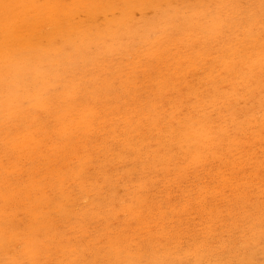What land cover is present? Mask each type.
Listing matches in <instances>:
<instances>
[{"label": "rangeland", "instance_id": "1", "mask_svg": "<svg viewBox=\"0 0 264 264\" xmlns=\"http://www.w3.org/2000/svg\"><path fill=\"white\" fill-rule=\"evenodd\" d=\"M2 1L4 2L3 6H5L6 4L8 6V7L5 6L4 11L0 12V19L5 17L2 19L3 22L5 23L3 24L4 26L3 28H7V31L4 34L2 33L3 31L0 30V42L5 40V43L7 45L13 44L14 50L12 51H8L7 49H4V51L0 50V264H64V263L65 264H264V188H263L264 187V181H263L264 180V133H262L264 132L263 129L264 100L262 101V99L264 98V95L262 94L264 93L263 92L264 82L262 81H264V78H262L263 80L260 81L261 77L264 76V73H262L264 72V58H263L264 57V51H263L264 50V41H263L264 40V28H263L264 0H235V1L234 0H193L192 3L194 2V4L191 3V0H181V1L180 0H173V1L149 0L150 1L149 4H148L149 2L148 0L147 1L143 0L145 1L144 4H141L143 2V1L141 2V0L139 1L135 0L136 3L138 4L141 2L140 6L139 5L136 6L137 4H135V1L134 4H131L130 3L132 2L131 0H104L105 3H102L104 1H101L102 8L97 6L93 8V4H91L90 1L85 0V2L87 3L85 4V6L83 5V3L85 2H83L81 4H78V6H75L70 11L69 9L71 7L72 0L70 1L66 0V3L64 0H62L61 2L63 5L60 2H58L62 6L59 5V8H57L56 13H52L50 15L45 14L46 16H44L43 14L42 6L45 4L44 3L45 1L43 0H40L37 3L36 10L31 11L33 13H28V8L25 7L24 3L23 4L19 3L20 0H9V1L2 0ZM107 1H110V4H108ZM171 1L174 2V4ZM178 1L181 3L177 5ZM124 2L125 3L128 2L127 4L129 5L131 4V6H125L126 8L124 7V9H127V11L122 9L121 5L122 3L124 4ZM92 3H94L93 0ZM106 4L108 5L106 6ZM119 4L120 6H118ZM145 4H147L146 6L148 8L149 7L153 8L154 4H156V7L158 5L159 7L162 6L163 7L153 8L152 11H148L147 7L144 6ZM79 5L84 7H82L81 9L77 8L80 7ZM87 5H89L90 7L88 8ZM113 5L114 7H112ZM119 7H121V9ZM136 7L137 10H135ZM175 7L177 8V10ZM151 8L149 10H151ZM205 8H207V10ZM110 9H113L112 12L117 10L116 12L119 13L118 16L116 15L112 16L113 14H116V12L115 13L113 12L111 14ZM107 10L109 13L107 12ZM119 10L120 11L123 10V11L120 12ZM155 10L157 13L156 15L154 14ZM66 11L68 13H66ZM75 11H77V13H75ZM83 11L84 13H82ZM140 11L142 14L138 13ZM158 11L160 13H158ZM95 12L99 14L94 15ZM105 12L108 14H106ZM124 12H127L128 17L126 16L125 18L126 13ZM167 12L169 14H166ZM209 12L211 16L208 14ZM59 13L60 15L61 14L62 15L60 17H56V15L59 16L58 15ZM72 14L73 15L75 14L74 15L75 17L69 18L70 16H73ZM76 14H80V16H77ZM83 14L84 16H86V18L89 17L88 18L89 22L87 21L86 18H83L84 16L81 17V15ZM139 14L140 15L145 14L146 16L144 15V17L143 16L141 17ZM158 14L161 16H159ZM214 14L216 16H214ZM93 15L95 16L93 19L94 21L91 22ZM102 15H105L106 17ZM200 15L201 17L202 15L203 16L206 15V16L201 18ZM99 16L101 19H99ZM115 16L116 19H114ZM109 17H111V19ZM121 17L123 22L120 21ZM207 17L208 19L210 17L212 20L211 19L207 20L206 19ZM248 17L251 19V22H249L250 19ZM61 18H65V19L61 20ZM66 18L69 19L67 20ZM204 18L206 19V22L208 21L207 23H209L210 21L211 22L209 24L205 23ZM70 19L73 21L71 22ZM108 19L110 21H112L113 19L114 23L108 21ZM27 20L28 22H26ZM115 20L117 21V23H115ZM118 20L123 24H121ZM158 20H160L161 22ZM172 20L174 24L172 23ZM218 20L220 23L217 22ZM45 21L47 23H45ZM75 21L78 22L84 21V22L76 23ZM100 21L102 25L100 24ZM130 21L132 22V24L130 23ZM134 21L135 24L133 23ZM40 22L44 24H40ZM90 22L94 24H91ZM127 22H129L131 25ZM194 22H197V24L196 23L194 24ZM105 23L107 24L108 27L106 26ZM166 23L171 24L170 27L172 28L170 27L168 28V25ZM211 23L215 25H212ZM77 24H78V28H77ZM84 24L88 25V27L85 26ZM89 24L91 25V27ZM113 24H115V26H113ZM161 24L163 25V27H161ZM180 24H182L181 27ZM44 25L46 29L44 28ZM50 25L51 27H49ZM59 25L60 26L62 25V27L64 25L65 26L63 28L62 27L59 28L58 27ZM74 25H76L75 27L77 29L74 27ZM83 25L86 28L83 27ZM204 25L207 31H205ZM97 26L103 29V30L99 29L98 27L101 36L99 35V30L97 29ZM117 26H120L119 28L122 27L121 29L123 33L122 31H120L119 28H116ZM128 26H130L132 29L130 30V27ZM148 26H150L151 29L149 27V30L147 31ZM208 26L210 27L208 28ZM215 26L218 27L216 28ZM110 27L113 28L111 29ZM220 27H222V29ZM260 27L262 28L260 29ZM51 28L53 29L51 30ZM164 28H166L167 31ZM185 28L189 29L188 32H186L187 29L185 31V33L187 34L183 32L184 36L186 37L181 36L183 35L181 34L182 33L181 30L182 29L185 30ZM17 29L23 31L24 35L18 33ZM41 29L43 33L41 32ZM59 29L61 30L60 31L61 37L63 36V34L65 35V37L64 36L62 37V39L59 37L60 36V34L58 33ZM90 29H92L93 31L91 32ZM113 29L115 30L114 35H112ZM192 29L194 30V32ZM77 30L79 33L77 32ZM108 30H110V32H108ZM127 30L129 31L127 32ZM139 30L141 31L139 32ZM256 30L260 31V33H258L260 36L256 33L257 32ZM54 31L57 33H54ZM84 31L85 33H83ZM101 31L103 32L105 38L103 34H101L102 33ZM155 31H156V35H155ZM216 31L219 32L220 34L217 33ZM44 32L47 35L43 36ZM71 32H73V34L77 33L79 35L74 34L75 35L74 36L72 34L71 36L70 34ZM96 32H98L97 33L98 35L96 34ZM165 32L167 33L166 36H164ZM213 32H214V38L213 37L210 38L209 34L211 33L210 36H213ZM248 32H250V34ZM27 33H29L30 35H26ZM262 33L263 35H261ZM131 34L132 35L134 34V36H132ZM145 34L148 37H145ZM173 34L175 36L178 34L181 39H179L178 35L175 37ZM36 35H38V37ZM55 35L58 39L55 37ZM81 35L82 37H80ZM94 35L97 38H94ZM76 36H77V40L75 38ZM89 36L93 39H90ZM135 36H138V38ZM171 36L173 39L171 38ZM234 36L236 38H234ZM251 36H253V38H250ZM87 37H89L88 39L90 41L88 43L90 44L85 42V40L86 41L88 40ZM126 37L129 38L127 39ZM140 37L141 38L143 37V39H141ZM164 37L165 39H163ZM177 37L179 40L176 39ZM50 38L51 40H48ZM82 38L85 40L83 41ZM136 38H137V42L139 41L138 43H140L138 44V46L136 43ZM205 38H208V40ZM59 39H61L60 42ZM107 39L109 40V42ZM139 39H141L142 42H140ZM174 39L175 42L178 41L177 44L171 41V40L174 41ZM254 39L255 40L259 39V40L258 42L257 40L255 42ZM65 40L66 43L64 44ZM92 40H94V42L96 41V43L100 41L102 43L104 42V44L102 45L103 46L105 45L106 48H103L102 45L99 46L101 42L97 43L98 44L97 45L94 42H91ZM120 40L122 41L120 42ZM183 40H185L186 42L185 41L183 42ZM211 40L213 41L211 42ZM36 41L40 44L37 45L38 43ZM73 41L76 45L74 43L73 44L71 43ZM81 41H83L84 43ZM160 41L161 42L163 41L165 44L161 43ZM56 42H59L60 44L62 43L64 45L62 44L58 45L59 43L57 44ZM105 42L107 43V45L105 44ZM115 42L116 44L114 45ZM132 42H135L137 47ZM254 42H255V46L253 45ZM86 43L88 47L86 46ZM173 43L174 45L172 46L171 44ZM25 44H29V46L26 47ZM51 44L52 46L56 44L54 48L56 46L59 47L58 48L56 47L54 49L52 46H50ZM67 44H68V48H70L69 50H67L68 48H66ZM122 44L124 46L126 44V46L124 47ZM163 44L164 46L165 45L166 46L165 47L161 46ZM194 44L196 45V48ZM42 45L43 48L41 47ZM73 45L75 46L73 47ZM92 45L94 48L92 47ZM45 46H47L48 50L45 49L46 48ZM62 46L63 49H61ZM231 46L233 49H231ZM50 47L53 49H51ZM114 47L117 48L115 49ZM126 47L129 49H127ZM155 47H157L158 49ZM215 47H217V49ZM2 48L4 47L2 46ZM143 48L145 50H143ZM172 48H175L173 49L174 51H169V49L172 50ZM187 48H191V49L187 50ZM92 49L95 50V52ZM106 49H108L109 51ZM180 49L181 51L184 50L183 53L180 51ZM38 50L40 52L43 51L44 55L41 58L39 56ZM55 50L56 52L57 51L60 52V55H58V53H55L54 52ZM211 50L212 52H209ZM219 50L220 51L224 50V51L220 53L218 52ZM247 50L249 52H246ZM47 51L50 52L47 53ZM82 51L84 53L87 52L89 54L86 53V55H84ZM105 51L106 53L108 52V54H105ZM135 51L138 53V55L135 53ZM157 51L159 52L157 53ZM185 51L187 52L185 53V55H183ZM160 52L163 54V56L160 54ZM178 52H180V54H178ZM99 53L101 55L103 53V55L100 57L97 56L100 55ZM156 53L161 56V59H159L160 58L159 55L156 56L157 55ZM93 54H95L94 55L95 57L93 56ZM248 54L250 55V58ZM260 54L261 56L263 55L262 57L263 60H261L262 58ZM109 55L110 57H108ZM150 55L154 56L155 59ZM175 55L177 58L174 57ZM178 55H180L181 57ZM218 55L221 56L220 62H218L219 61ZM59 56H61L60 59L58 58ZM206 56L208 57V59ZM56 57L58 59H56ZM63 57L64 59L66 58L67 60L65 61L64 59H62ZM91 57H93L94 59H92ZM152 58L154 59V61L152 60ZM97 59L98 60L100 59L102 61L101 62L100 60L97 61ZM150 59L152 60V63H150L151 62ZM193 59H195L196 61L194 60L195 61L194 62ZM62 60H64L65 62L63 63ZM74 60L75 62H77V64L74 62ZM94 60L97 61V65L95 64L96 62L94 63ZM116 60L120 62V63L118 62V64L116 63L117 66L115 64ZM200 60L201 61L204 60V61L200 62ZM225 60L227 61V63L224 62ZM230 60L233 62H231ZM236 61L238 63H236ZM244 61L245 62L250 61V64L248 62H246L247 64L243 63ZM255 61L258 62L255 63ZM66 62L68 63V66L67 64H65ZM86 62L88 64L91 63L89 64V67ZM166 62L169 63L166 64ZM183 62L186 63L184 64ZM198 62H200V64ZM73 63H75V65ZM204 63L206 67L208 65L207 68L206 67L204 68ZM155 64H157V66ZM165 64L167 65V69L165 68L166 66ZM248 64L249 66H247ZM252 64L254 66H257L258 64L260 67L259 66L254 67L252 66ZM212 65H214V67ZM202 66L203 69L201 68ZM251 66L254 68H252ZM158 67L162 70L160 71ZM196 67L198 68V71L194 69ZM104 68L107 70H105ZM174 68L176 69L172 70ZM184 68H186V70H183ZM199 68H201L203 71L200 70ZM258 68H261L262 72ZM146 69L149 71H147ZM153 69L157 70V71L155 70L156 74ZM228 69H230L233 74H231V71ZM242 70H244V72ZM143 71H147V72L144 73ZM177 71H179L180 73L179 72L177 73ZM195 71L198 72L199 74L196 73ZM207 71L209 74L207 73ZM249 71H251L252 73ZM220 72H221V74L219 75L220 77H218L217 74H219ZM95 73H97V75ZM166 73L168 76L166 75L164 77ZM170 73H172L174 76L177 74L178 76L176 75L177 77L176 76L174 77ZM241 73H244L245 76L242 75ZM149 74H151V76ZM158 74H162V76ZM197 74L199 76H196ZM205 74L208 75L204 77ZM257 74L258 75L263 74V75L258 76ZM140 75L143 77L145 76L146 79L152 77L150 80H148L150 81L149 82L150 84L146 79H143V77L141 78ZM153 75H157V76L153 77ZM170 75H172L174 78L172 76L169 77ZM224 75H226V78ZM180 76L182 77V79H184L183 77H185V80H180L181 79ZM136 77L137 78L140 77L139 78L140 80L137 79L139 80L137 81ZM198 77L200 78L198 79ZM167 78L170 79L166 80ZM214 78L216 79L218 78V80L216 81V79ZM176 79L180 80V81L179 80L176 81L177 85H175L176 83H174L175 82L174 80ZM195 79L196 81H194ZM256 80H259L260 82ZM160 81L162 82L159 83ZM165 81H167L166 82L167 84L165 83ZM197 81L200 82L198 83ZM210 81L212 82L215 81V82L212 83ZM246 81H250L251 83L250 82L246 83ZM189 82H191V84ZM196 82L201 86L198 85ZM227 82L228 83L230 82V84L227 85ZM205 83L208 84V86L211 85L212 88L211 86H210L211 89L208 86L205 87L206 86ZM217 83H219V85H216ZM260 83L263 85L260 86L261 85ZM172 84H174L175 88ZM187 84H189V86ZM127 85L129 87H127ZM151 85H153V87ZM221 86H223L224 88H222ZM231 86L232 87L235 86L234 87L235 90ZM247 86H248V90H246ZM250 86L251 87L254 86V87L251 88ZM196 88H198L197 92H199L200 95L196 92ZM217 88L221 92H218ZM249 88H251V90ZM172 89L174 92L172 91ZM204 89L207 90L206 91L207 97L205 96ZM225 89L227 91L231 90L229 91V96L232 95L234 98L226 95L228 92L224 94ZM189 90H193L194 92L192 93V91ZM212 90L216 92L212 93L213 92ZM245 90L249 91L248 93L250 94V96ZM144 91L145 92L148 91V92L145 93ZM168 91L169 92L172 91V92L169 93ZM208 91L209 92L212 91V92H210L209 94ZM217 92L218 95L214 96L216 95L215 93ZM242 92L245 94L240 95L242 94ZM201 93L203 94L201 95ZM181 94L183 95L187 94L188 96L191 94L194 95H191L189 97L185 95L186 96L185 97ZM251 94H253V96ZM259 94H262V96L261 95L259 96ZM256 95L259 97H257ZM181 96L184 97L182 98L186 102L182 98H180ZM244 96L249 98L247 99ZM164 97L166 98V100H162L165 99ZM177 97L178 99L180 98V100H182V101L179 100L181 103L180 102L178 103V99L176 101L177 103L173 99ZM237 97L239 99L242 98L243 99L239 100ZM167 98L168 99L170 98V100L168 101ZM207 98L209 99V101H207L208 100ZM218 98L221 99L224 98V100L221 99L218 100ZM230 98L231 100H229ZM139 99H141V102H139L140 101ZM203 99L205 101H202ZM259 99L260 101H262L260 102L262 104L258 102ZM173 100L177 106L175 105L174 102L171 103V101ZM196 100L199 101L200 103H197ZM137 101L138 104L135 103ZM142 101L143 102L145 101V103L146 102L149 103L145 104ZM211 101L212 103L209 104ZM213 101H214V105L213 108H211ZM238 101L240 102V104ZM152 102L154 106L152 105ZM193 104L196 108L193 106ZM227 104L228 105L232 104V105L229 107ZM96 105L97 106L99 105L98 109L100 108V111L97 108L96 109L98 111L95 109V107H97ZM139 105L141 107H139ZM148 105H150V108H147L149 107ZM173 105L176 106L174 109L172 108L174 107ZM187 106H189L190 108ZM119 108L120 110H118ZM144 108L146 109L143 110ZM160 108L161 109L164 108V109L160 110ZM231 108L233 109L232 113H235V115L230 112ZM157 109L158 111L159 110L160 111L157 112ZM189 109H190L189 112H191V114H188ZM191 109H195L196 112L194 110L191 111ZM215 110L217 111V113H215ZM239 110L241 111L244 110V113L243 111L241 113V111ZM256 110L258 112H256ZM93 111L95 112L94 114ZM228 112L230 114H228ZM173 114L177 119H174L175 117H173ZM221 114L222 115L226 114V115L222 116ZM214 115L216 118L214 117ZM245 116H247L248 118H246ZM40 117L42 119H39ZM217 117H221V118H219L218 120ZM224 117H226L227 119L226 118L223 119ZM232 117L234 118L232 119ZM249 118L253 120L251 121L249 120ZM112 119L114 123L111 122ZM115 119L118 120L115 121ZM221 119L225 120V122L221 121ZM209 120L211 122L210 124H209ZM242 120L243 122L244 121L245 122L244 123L241 122ZM106 121H108L109 123ZM218 122L219 123L222 122V123L219 124ZM98 123L99 124L101 123V125H99ZM111 123L115 125L113 124L111 125ZM231 125L233 128L231 127ZM243 125L245 127H241ZM104 126L106 127V129H104L105 128ZM118 126L121 129H119ZM225 126L227 127L225 128L226 130H224ZM162 128L163 130L164 129L165 130L164 131L161 130ZM241 128L242 130H244L243 134L240 133V131L243 132ZM102 130H105L107 133ZM212 130L214 132H211ZM227 130L229 132H227ZM233 131L235 132V134H233L234 133ZM238 131L239 133H237ZM102 132H104L103 133L104 135L102 134ZM119 132H121L122 134ZM160 132H161V136L163 137L160 136L159 134ZM229 133L231 135H227ZM91 134H93V136ZM100 134L102 137L100 136ZM107 134L110 135L107 136ZM255 134L259 135V137H257ZM222 135L224 138L222 137ZM224 135L227 137L225 138ZM240 135L242 137H238ZM246 135H248L249 137ZM89 136L95 138L97 144L94 143L95 140H93V138ZM211 138L212 140H210ZM251 138L253 141L251 140ZM259 138L261 140H259ZM91 139L93 142L91 141ZM159 139H161V141ZM183 139L184 141H182ZM142 140L144 141V143ZM256 141L258 142V144H256L257 143ZM90 142H92L93 144H91ZM222 143L223 145H226L224 146V150H222L223 148ZM144 144L147 146V148ZM143 145L145 148L143 147ZM113 146L116 149H114ZM111 147L114 150L110 149ZM123 147L125 148V150H123ZM30 149L31 151L30 154L28 155ZM107 150L109 154L107 153ZM240 151L241 153H239ZM150 153L154 154L156 157ZM132 156L136 157L135 158L136 161L134 160V158L132 159ZM150 156H154L155 161L154 160L152 161L153 157L150 159ZM116 157L118 159L120 158L119 160L121 161V163L120 161H117ZM94 158H96L95 161ZM123 158L124 161H122ZM251 158L253 159L251 160ZM181 159L182 161H179ZM215 161L216 164H214ZM155 164L156 166L158 164L160 165L154 168ZM162 164L163 165L167 164V165L165 167V165L163 166ZM36 165H38L39 168L36 167ZM105 165L107 167H105ZM234 167L236 168L235 169L236 171L232 170L234 169ZM109 170L112 172H110ZM227 170L228 171L230 170V173ZM257 170L259 173L257 172ZM103 171H105L106 173ZM239 172L241 173L239 174ZM253 173L254 175H256V176L253 175L255 179L251 175ZM22 175H24V177ZM216 175H218V177H216ZM248 175H251L252 177ZM155 177H158V179ZM235 177L236 179H234ZM228 178L232 180H229ZM243 179L244 181H242ZM256 179L258 180L256 181ZM221 180L223 181L221 182ZM245 181L246 182L249 181V183L246 184ZM44 183L46 184V186ZM226 183H228V185ZM231 183L234 185L241 184V186L238 185L233 186ZM52 184L53 186H51ZM243 184H246V186L245 185L243 186ZM248 185L250 188L247 187ZM243 187L244 188L247 187V190L244 189ZM182 190H186V191H182ZM240 192H243V194ZM245 192L247 195L250 196L248 197L247 195L245 196L244 195ZM183 196H185L184 197L185 200L183 199ZM173 197L174 199H172ZM212 197L215 200L212 199ZM231 199L233 200L229 201ZM187 200L189 202H187ZM170 201L172 203L171 205H170ZM233 201H235L236 204L238 203L239 206L238 204L235 205ZM194 204H197L196 205L197 208H193V206L196 207ZM169 205L171 206L170 207L171 209L169 208ZM189 205H191V207ZM20 208H22L23 210ZM123 208L124 210H122ZM125 210H127V212H125ZM173 210L175 213L174 212L172 213ZM230 210H232V212ZM140 212L142 215L140 214ZM198 212L200 213V216ZM201 213L203 215H201ZM260 214L262 215L260 216ZM179 215L180 217H178ZM143 219L144 220L147 219V220L144 221ZM260 220L263 223H260ZM149 221H153V222H149ZM142 223L145 224L142 225ZM14 226L16 229H14ZM146 227L149 228L146 229ZM4 229L8 233L4 232ZM112 232L115 234H113ZM167 240L169 241L167 242ZM12 241H14L15 243ZM3 244L5 245V247H3ZM207 244L209 247L206 246ZM190 246L193 248H191ZM204 246L205 248H203ZM20 254L22 256H20Z\"/></svg>", "mask_w": 264, "mask_h": 264}, {"label": "bare ground", "instance_id": "2", "mask_svg": "<svg viewBox=\"0 0 264 264\" xmlns=\"http://www.w3.org/2000/svg\"><path fill=\"white\" fill-rule=\"evenodd\" d=\"M6 1H9V0H6ZM39 1H40V0H20L19 3H21V4L24 3L25 7L28 8V13H33V12H31V11H35V10H36V6H37V3H38ZM43 1H45V2H44L45 4H44V5L42 4V5H43L42 8H43V14H44V16H46L47 14L50 15V14H52V13H56V10H57V8H59L60 3L62 4V2H61L62 0H43ZM64 1H65V3H66V0H64ZM69 1H70V0H69ZM88 1H90L91 4H93V8H95L96 6L102 8V6H101V1H104V0H95V1L93 0L94 3H92V0H88ZM131 1H132V2H130V1H129V2H130L131 4H134V1H135V0H131ZM138 1H139V0H138ZM142 1H143V0H141V2H142ZM146 1H147V0H146ZM148 1H149V0H148ZM172 1H173V0H172ZM172 1H171V2H172ZM180 1H181V0H180ZM192 1H193V0H191V3H192ZM234 1H235V0H234ZM58 2H60V3H58ZM83 2H85V0H72L71 7L68 6V7H70V9L68 8L69 11L72 10L75 6H78V4H81V3H83ZM141 2H140V3H141ZM144 2H145V1H143L141 4H144ZM152 2H153V1H152ZM152 2H151V4H152ZM154 2H156V1H154ZM239 2H240V1H239ZM70 3H71V2H70ZM102 3H105V1L102 2ZM107 3L110 4V1H107ZM127 3H128V2H127ZM127 3H125V2H124V4L122 3V5H121V6H122V9H124L125 6H131V4L129 5V4H127ZM140 3L138 4V3H136V1H135V4H137L136 6H138V5L140 6ZM149 3H150V1L148 2V4H149ZM162 3H163V2H162ZM172 3L174 4V2H172ZM179 3H181V2L178 1V2H177V5H178ZM229 3H230V2H229ZM85 4H87V3H86V2L83 3L84 6H85ZM108 4H106V6H107ZM115 4H117V3H115ZM165 4H166V3H165ZM165 4H163V5H165ZM182 4H183V3H182ZM192 4H194V2H193ZM215 4H216V3H215ZM227 4H228V3H227ZM3 5H4V2H3L2 0H0V12H3L5 6H7V4H6L5 6H3ZM62 5H63V4H62ZM62 5H60V6H62ZM146 5H147V4H145L144 6L147 7ZM168 5H169V4H168ZM177 5H176V6H177ZM79 6H80V5H79ZM84 6H80V7H77V8H80V9H81V8L84 7ZM104 6H105V4H104ZM118 6H120V4H119ZM132 6H133V5H132ZM141 6H142V5H141ZM246 6H247V5H246ZM7 7H8V6H7ZM87 7L89 8L90 6L87 5ZM87 7H86V8H87ZM112 7H114V5H113ZM134 7H135V6H134ZM152 7H153V5H152ZM158 7H159V5L156 7V4H154V7H153V8H158ZM162 7H163V6H162ZM162 7H159V8H162ZM166 7H167V6H166ZM187 7H188V6H187ZM61 8H62V7H61ZM66 8H67V6H66ZM119 8L121 9V7H119ZM119 8H118V9H119ZM125 8H126V7H125ZM143 8H144V7H143ZM150 8H151V7H149V8L147 7V10H148V11H152L153 8H151V10H149ZM172 8H174V7H172ZM175 8H176V7H175ZM196 8H197V7H196ZM196 8H195V9H196ZM203 8H204V7H203ZM218 8H219V7H218ZM230 8H231V7H230ZM238 8H239V7H238ZM83 9H84V8H83ZM83 9H82V10H83ZM97 9H98V8H97ZM108 9H109V8H108ZM113 9H114V8H113ZM113 9H110L111 14H112L113 12L115 13V12L117 11V10H116V11H113V12H112ZM128 9H129V8H128ZM184 9H185V8H184ZM205 9L207 10V8H205ZM214 9H215V8H214ZM63 10H65V9H63ZM63 10H61V11H63ZM74 10H75V9H74ZM105 10H106V9H105ZM114 10H115V9H114ZM124 10L127 11V9H124ZM131 10H132V9H131ZM133 10H134V9H133ZM135 10H137V7L135 8ZM140 10H141V9H140ZM173 10H174V9H173ZM176 10H177V8H176ZM198 10H199V9H198ZM206 10H205V12H206ZM216 10H217V9H216ZM257 10H258V9H257ZM80 11H81V10H80ZM80 11H79V13H80ZM86 11H87V9H86ZM97 11H99V10H97ZM100 11H101V10H100ZM119 11H120V10H119ZM121 11H123V10H121ZM121 11H120V12H121ZM164 11H165V10H164ZM166 11H167V10H166ZM179 11H180V10H179ZM193 11H194V10H193ZM201 11H202V10H201ZM234 11H235V10H234ZM6 12H7V11H6ZM6 12H5V13H6ZM24 12H25V11H24ZM38 12H39V11H38ZM59 12H60V11H59ZM73 12H74V11H73ZM73 12H72V13H73ZM107 12H108V10H107ZM136 12H137V11H136ZM154 12H155V13H154ZM154 12H153V13L156 15V14H157V13H156V10H155ZM169 12H170V11H169ZM174 12H175V11H174ZM177 12H178V11H177ZM205 12H204V13H205ZM230 12H231V11H230ZM66 13H68V12L66 11ZM75 13H77V11H75ZM82 13H84V11H83ZM89 13H90V11H89ZM105 13H106V12H105ZM108 13H109V12H108ZM108 13H106V14H108ZM124 13H126V15H125V18H126V16H127V12H124ZM124 13H123V14H124ZM138 13H141V11L138 12ZM158 13H160V12L158 11ZM175 13H176V12H175ZM179 13H181V12H179ZM18 14H19V13H18ZM45 14H46V15H45ZM95 14L98 15L99 13L97 14V13L95 12L94 15H95ZM118 14H119V13L116 12V14H113L112 16H114V15L118 16ZM129 14H130V13H129ZM134 14H135V11H134ZM141 14H142V13H141ZM166 14H169V13L167 12ZM182 14H183V13H182ZM191 14H192V13H191ZM196 14H197V13H196ZM200 14H201V13H200ZM208 14L210 15V12H209ZM216 14H217V13H216ZM226 14H227V13H226ZM54 15H55V14H54ZM58 15H59V16L56 15V17H60L62 14L60 15V13H59ZM70 15H71V14H70ZM72 15H73V14H72ZM74 15H75V14H74ZM74 15H73V16H70V17H69V16H66V17H69V18H71V17H75ZM76 15H77V16H80V14H76ZM94 15H93V18H92V21H91V22L94 21V20H93L94 17H95ZM139 15H140V14H139ZM144 15H145V14H144ZM144 15H140V16H141V17H142V16L144 17ZM158 15H159V14H158ZM186 15H188V14H186ZM82 16H84V14L81 15V17H82ZM102 16H105V15H102ZM102 16H101V17H102ZM116 16H115L114 19H116ZM129 16H130V15H129ZM131 16H132V15H131ZM145 16H146V15H145ZM147 16H148V15H147ZM159 16H161V15H159ZM163 16H164V15H163ZM167 16H168V15H167ZM198 16H199V15H198ZM204 16H206V15H204ZM204 16L202 15V17H204ZM210 16H211V15H210ZM214 16H216V15L214 14ZM214 16H213V18H214ZM233 16H235V15H233ZM252 16H253V15H252ZM7 17H8V16H7ZM19 17H20V16H19ZM40 17H41V16H40ZM54 17H55V16H54ZM56 17H55V18H56ZM62 17H64V16H62ZM105 17H106V16H105ZM122 17H123V16H122ZM122 17H121L120 21L123 22ZM127 17H128V16H127ZM133 17H134V16H133ZM179 17H180V16H179ZM179 17H178V18H179ZM195 17H197V16H195ZM200 17H201V15H200ZM202 17H201V18H202ZM249 17H250V16H249ZM249 17H248V18H249ZM3 18H5V17H3ZM3 18H2V19H3ZM23 18H25V17H23ZM55 18H54V19H55ZM69 18H68V19H69ZM76 18H77V17H76ZM76 18H75V19H76ZM83 18H86V16H84ZM88 18H89V17H88ZM88 18H86V19H87V21L89 22ZM90 18H91V17H90ZM109 18L111 19V17H109ZM165 18H166V17H165ZM193 18H194V17H193ZM193 18H192V19H193ZM198 18H199V17H198ZM252 18H253V17H252ZM2 19H0V30L3 31L2 33L5 34V32L7 31V28H3V27H4L3 24H5V23L3 22ZM41 19H42V18H41ZM41 19H39V20H41ZM56 19H57V18H56ZM59 19H60V18H59ZM62 19H65V18H61V20H62ZM66 19H67V18H66ZM68 19H67V20H68ZM97 19H98V18H97ZM99 19H101L100 16H99ZM105 19H106V18H105ZM172 19H173V18H172ZM192 19H191V20H192ZM204 19H205V18H204ZM206 19L209 20V19H211V18L209 17V19H208V17H207ZM206 19H205V23L208 22V21L206 22ZM215 19H216V17H215ZM237 19H238V18H237ZM249 19H250V18H249ZM16 20H17V19H16ZM106 20H107V19H106ZM124 20H125V19H124ZM141 20H142V19H141ZM141 20H139V21H141ZM161 20H162V19H161ZM170 20H171V19H170ZM170 20H169V21H170ZM181 20H182V18H181ZM211 20H212V19H211ZM254 20H255V19H254ZM258 20H259V18H258ZM260 20H261V19H260ZM19 21H20V20H19ZM42 21H43V20H42ZM59 21H60V20H59ZM70 21L72 22L73 20L70 19ZM87 21H86V22H87ZM97 21H98V20H97ZM102 21H103V20H102ZM108 21H110V20L108 19ZM118 21H119V20H118ZM120 21H119V22H120ZM150 21H151V20H150ZM155 21H156V20H155ZM158 21H160V20H158ZM167 21H168V20H167ZM187 21H189V20H187ZM220 21H221V20H220ZM248 21H249V20H248ZM6 22H7V21H6ZM26 22H28V20H27ZM43 22H44V21H43ZM48 22H49V21H48ZM63 22H64V20H63ZM66 22H67V21H66ZM66 22H65V25H66ZM75 22L77 23L78 21H75ZM79 22H84V21H79ZM79 22H78V23H79ZM91 22H90V23H91ZM110 22H113V19H112V21H110ZM122 22H120V23L123 24ZM147 22H148V21H147ZM160 22H161V21H160ZM210 22H211V21H210ZM210 22H209V23H210ZM213 22H214V20H213ZM217 22H219V20H218ZM249 22H251V19H250ZM256 22H257V21H256ZM17 23H18V22H17ZM45 23H47V22L45 21ZM49 23H50V22H49ZM59 23H60V22H59ZM59 23H57V24H59ZM96 23H97V22H96ZM113 23H114V22H113ZM115 23H117L116 20H115ZM127 23H129V22H127ZM127 23H126V25H127ZM130 23L132 24L131 21H130ZM130 23H129V24H130ZM133 23L135 24V21H134ZM153 23H154V22H153ZM162 23H163V22H162ZM172 23H173V20H172ZM180 23H181V22H180ZM182 23H183V22H182ZM195 23L197 24V22H194V24H195ZM209 23H207V24H209ZM219 23H220V22H219ZM21 24H22V23H21ZM40 24H44V23L40 22ZM57 24H55V25H57ZM62 24H64V23H62ZM74 24H75V23H74ZM81 24H82V23H81ZM91 24H94V23H91ZM100 24H101V21H100ZM100 24H99V25H100ZM105 24H106V23H105ZM129 24H128V25H129ZM131 24H130V25H131ZM145 24H146V23H145ZM149 24H150V23H149ZM157 24H159V23H157ZM163 24H164V23H163ZM166 24H167V23H166ZM173 24H174V23H173ZM175 24H177V23H175ZM211 24H212V25H215V24H213V23H211ZM229 24H230V23H229ZM252 24H253V23H252ZM252 24H251V25H252ZM255 24H256V23H255ZM22 25H23V24H22ZM25 25H26V24H25ZM37 25H38V24H37ZM37 25H36V28H37ZM51 25H52V24H51ZM51 25H50L49 27H51ZM55 25H54V26H55ZM65 25H64V26H65ZM84 25L88 27V25H86V24H84ZM84 25H83V27H85ZM89 25H90V24H89ZM101 25H102V24H101ZM109 25H110V24H109ZM146 25H147V24H146ZM164 25H165V24H164ZM167 25H168V28L171 26V24H167ZM201 25H202V24H201ZM222 25H223V24H222ZM248 25H249V24H248ZM257 25H258V24H257ZM16 26H18V25H16ZM41 26H42V25H41ZM46 26H47V25H46ZM64 26H63V27H64ZM75 26H76V25H74V27H75ZM106 26H107V24H106ZM113 26H115V24H113ZM121 26H122V25H121ZM124 26H125V25H124ZM143 26H144V25H143ZM156 26H158V25H156ZM172 26H173V25H172ZM181 26H182V24H180V27H181ZM183 26H184V25H183ZM223 26H224V25H223ZM228 26H229V25H228ZM259 26H260V24H259ZM28 27H29V26H28ZM32 27H33V26H32ZM32 27H31V28H32ZM49 27H48V28H49ZM58 27L60 28V27H62V25H61V26L59 25ZM63 27H62V28H63ZM90 27H91V25H90ZM95 27H96V26H95ZM98 27H99V26H97V29H98ZM107 27H108V26H107ZM119 27H120V26H117L116 28H119ZM122 27H123V26H122ZM122 27H121V28H122ZM126 27H127V26H126ZM128 27H130V26H128ZM149 27H150V26H148L147 31L149 30ZM152 27H153V26H152ZM161 27H163L162 24H161ZM185 27H186V26H185ZM209 27H210V26H208V28H209ZM215 27H216V26H215ZM217 27H218V26H217ZM217 27H216V28H217ZM256 27H257V26H256ZM19 28H20V27H19ZM22 28H23V27H22ZM36 28H35V30H36ZM44 28H45V25H44ZM72 28H73V26H72ZM75 28H76V27H75ZM77 28H78V24H77ZM77 28H76V29H77ZM85 28H86V27H85ZM103 28H104V27H103ZM110 28H111V27H110ZM112 28H113V27H112ZM112 28H111V29H112ZM121 28H119L120 31H122ZM123 28H124V27H123ZM154 28H155V27H154ZM170 28H172V27H170ZM204 28H205V31H207L205 25H204ZM204 28H203V29H204ZM211 28H212V27H211ZM220 28L222 29V27H220ZM220 28H219V29H220ZM261 28H262V27H260V29H261ZM263 28H264V27H263ZM45 29H46V28H45ZM52 29H53V28H51V30H52ZM66 29H67V28H66ZM70 29H71V27H70ZM82 29H83V28H82ZM97 29H96V30H97ZM99 29H102V28L99 27ZM99 29H98V30H99ZM114 29H115V27H114ZM114 29H113V34H112V35H114V31H115ZM131 29H132V28L130 27V30H131ZM150 29H151V27H150ZM164 29L166 30V28H164ZM186 29H187V28H185V30L182 29L183 31L181 30V32H182L181 34H183V35H181V36H184V33H185ZM190 29H191V27H190ZM193 29H194V28H193ZM193 29H192V30H193ZM237 29H238V28H237ZM250 29H251V28H250ZM257 29H258V28H257ZM12 30H13V29H12ZM24 30H25V27H24ZM26 30H27V28H26ZM37 30H38V29H37ZM48 30H50V29H48ZM54 30H55V28H54ZM57 30H58V29H57ZM86 30H88V29H86ZM86 30H85V31H86ZM90 30H91V32L93 31L92 29H90ZM102 30H103V29H102ZM169 30H170V29H169ZM177 30H179V29H177ZM188 30H189V29H187L186 32H188ZM210 30H211V29H210ZM60 31H61V30L59 29V31H58L59 34H60ZM66 31H67V30H66ZM71 31H72V30H71ZM81 31H82V30H81ZM85 31H84L83 33H85ZM104 31H105V30H104ZM116 31H117V30H116ZM120 31H119V32H120ZM128 31H129V30H127V32H128ZM140 31H141V30H139V32H140ZM159 31H161V30H159ZM166 31H167V30H166ZM201 31H202V30H201ZM205 31H204V32H205ZM212 31H213V30H212ZM218 31H220V30H218ZM224 31H226V30H224ZM241 31H242V30H241ZM248 31H249V30H248ZM252 31H253V30H252ZM256 31H257V30H256ZM17 32L20 33L21 35H24V34H23V31H21V30H18V29H17ZM36 32H37V31H36ZM36 32H35V33H36ZM38 32H39V31H38ZM41 32L43 33L42 29H41ZM45 32H46V31H45ZM45 32H44L43 36H44V35H47V34H45ZM52 32H53V31H52ZM77 32H78V30H77ZM101 32H102V31H101ZM106 32H107V31H106ZM108 32H110V30H108ZM144 32H145V31H144ZM144 32H142V33H144ZM179 32H180V31H179ZM183 32H184V33H183ZM191 32H192V31H191ZM193 32H194V30H193ZM195 32H196V31H195ZM216 32H217V31H216ZM250 32H251V31H250ZM250 32H248V33L250 34ZM262 32H263V31H262ZM35 33H34V34H35ZM54 33H57V32L54 31ZM78 33H79V32H78ZM83 33H81V34H83ZM93 33H94V32H93ZM97 33H98V32H96V34H97ZM116 33H117V32H116ZM116 33H115V34H116ZM122 33H123V31H122ZM122 33H121V34H122ZM130 33H131V32H130ZM130 33H128V34H130ZM132 33H134V32H132ZM158 33H159V32H158ZM170 33H171V32H170ZM176 33H177V32H176ZM176 33H175V34H176ZM202 33H203V32H202ZM207 33H208V32H207ZM217 33H219V32H217ZM217 33H216V34H217ZM256 33L258 34V33H260V31H257ZM16 34H17V33H16ZM20 34H19V35H20ZM70 34H71V36H72L73 32H71ZM74 34H77V33H74ZM74 34H73V35H74ZM101 34H103V32H102ZM108 34H110V33H108ZM108 34H107V35H108ZM125 34H126V33H125ZM164 34H165L164 36H166L167 33L165 32ZM178 34H179V33H178ZM178 34H177V35H178ZM185 34H187V33H185ZM191 34H192V33H191ZM210 34H211V33H210ZM210 34H209V37H210V38H211V37L214 38V32H213V36H210ZM216 34H215V35H216ZM219 34H220V33H219ZM252 34H253V33H252ZM252 34H251V35H252ZM14 35H15V34H14ZM26 35H30V34L27 33ZM68 35H69V34H68ZM77 35H79V34H77ZM85 35H86V34H85ZM90 35H91V34H90ZM97 35H98V34H97ZM99 35H100V30H99ZM105 35H106V33H105ZM123 35H124V34H123ZM131 35H132V34H131ZM137 35H138V34H137ZM153 35H154V34H153ZM155 35H156V31H155ZM171 35H172V34H171ZM173 35H174V34H173ZM177 35H176V36H177ZM200 35H202V34H200ZM254 35H255V34H254ZM254 35H253V36H254ZM258 35H259V34H258ZM261 35H263V33H262ZM36 36L38 37V35H36ZM36 36H34V37H36ZM53 36H54V35H53ZM58 36H59V35H58ZM63 36L65 37L64 34H63ZM63 36H62V37H63ZM66 36H67V35H66ZM71 36H70V37H71ZM74 36H75V35H74ZM100 36H101V35H100ZM100 36H98V37H100ZM103 36H104V34H103ZM132 36H134V34H133ZM143 36H144V35H143ZM174 36H175V35H174ZM176 36H175V37H176ZM178 36H179V35H178ZM193 36H194V35H193ZM203 36H205V35H203ZM253 36H251L250 38H253ZM256 36H257V35H256ZM256 36H255V37H256ZM259 36H260V35H259ZM46 37H47V36H46ZM51 37H52V36H51ZM55 37H56V35H55ZM59 37L62 39L61 34H60ZM80 37H82V35H81ZM89 37H90V36H89ZM89 37H87V39H88ZM92 37H93V36H92ZM135 37L138 38V36H135ZM135 37H133V38H135ZM145 37H148V36L145 34ZM145 37H144V38H145ZM168 37H170V36H168ZM175 37H174V38H175ZM184 37H186V36H184ZM184 37H183V38H184ZM206 37H207V36H206ZM257 37H258V36H257ZM29 38H31V37H29ZM44 38H45V37H44ZM47 38H48V37H47ZM56 38H57V37H56ZM56 38H55V39H56ZM73 38H74V37H73ZM75 38H76V40H77V36H76ZM83 38H84V35H83ZM83 38H82V40L84 41L85 39H83ZM85 38H86V37H85ZM94 38H97V37H95V35H94ZM104 38H105V36H104ZM111 38H112V37H111ZM118 38H119V37H118ZM118 38H117V39H118ZM120 38H121V37H120ZM126 38H127V37H126ZM128 38H129V37H128ZM128 38H127V39H128ZM137 38H136V43H137V46H138V44H140V43H138L139 41L137 42ZM140 38H141V37H140ZM152 38H153V37H152ZM152 38H151V39H152ZM161 38H162V37H161ZM171 38H172V36H171ZM200 38H202V37H200ZM234 38H236V37L234 36ZM260 38H261V37H260ZM34 39H35V38H34ZM37 39H39V38H37ZM52 39H53V38H52ZM57 39H58V38H57ZM61 39H59V42L61 41ZM64 39H65V38H64ZM78 39H79V38H78ZM90 39H93V38L90 37ZM100 39H101V38H100ZM108 39H109V38H108ZM108 39H107V40H108ZM141 39H143V37H142ZM141 39H139L140 42H142ZM163 39H165V37H164ZM166 39H167V38H166ZM172 39H173V38H172ZM176 39L179 40V39H181V38H180V36H179V39H178V37H177ZM202 39H204V38H202ZM202 39H201V40H202ZM205 39L208 40V38H205ZM44 40H45V39H44ZM48 40H51V38L48 39ZM95 40H96V39H95ZM97 40H98V39H97ZM113 40H114V38H113ZM113 40H112V41H113ZM115 40H116V39H115ZM149 40H150V39H149ZM158 40H159V39H158ZM167 40H168V39H167ZM227 40H228V39H227ZM254 40H255V39H254ZM254 40H253V41H254ZM256 40H257V39H256ZM256 40H255V42H256ZM258 40H259V39H258ZM258 40H257V42H258ZM33 41H34V40H33ZM57 41H58V40H57ZM78 41H79V40H78ZM83 41H81V42H83ZM89 41H90L89 39H88L87 41L85 40V42H87V43H88ZM102 41H103V40H102ZM121 41H122V40H120V42H121ZM124 41H125V39H124ZM133 41H134V40H133ZM171 41H172V42H175V39H174V41H173V40H171ZM180 41H181V40H180ZM184 41H185V40H183V42H184ZM198 41H199V40H198ZM212 41H213V40H211V42H212ZM260 41H261V40H260ZM263 41H264V40H263ZM263 41H262V42H263ZM36 42H37V41H36ZM54 42H55V41H54ZM59 42H56V43L58 44ZM91 42H94V40H92ZM100 42H101V41H100ZM100 42H97V43H100ZM108 42H109V40H108ZM110 42H111V41H110ZM118 42H119V41H118ZM118 42H117V43H118ZM126 42H127V41H126ZM155 42H157V41H155ZM158 42H159V41H158ZM160 42H161V41H160ZM166 42H168V41H166ZM169 42H170V40H169ZM177 42H178V41H176L175 43L177 44ZM185 42H186V41H185ZM191 42H192V41H191ZM206 42H208V41H206ZM247 42H248V41H247ZM250 42H251V41H250ZM255 42H254V44H253L254 46H255ZM29 43H30V42H29ZM37 43H38V42H37ZM43 43H44V42H43ZM65 43H66V40H65L64 44H65ZM67 43H68V41H67ZM71 43L73 44L74 41L71 42ZM83 43H84V42H83ZM87 43H86V46H87ZM94 43L97 44L96 41H95ZM122 43H123V42H122ZM129 43H131V42H129ZM129 43H128V44H129ZM132 43L135 44V46H136V43H135V42H132ZM161 43H164V42L162 41ZM193 43H194V41H193ZM213 43H215V42H213ZM213 43H212V44H213ZM219 43H220V42H219ZM34 44H35V42H34ZM39 44H40V43H38L37 45H39ZM41 44H42V43H41ZM44 44H45V43H44ZM61 44H62V43H61ZM61 44L59 43L58 45H61ZM64 44H62V45H64ZM74 44H75V43H74ZM88 44H90V43H88ZM102 44H104V42H103V43L101 42V43L99 44V46L102 45ZM105 44L107 45L106 42H105ZM108 44H109V43H108ZM111 44H112V43H111ZM115 44H116V42L114 43V45H115ZM123 44H124V43H123ZM123 44H122V45H123ZM156 44H157V43H156ZM156 44H155V45H156ZM159 44H160V43H159ZM164 44H165V43H164ZM164 44L161 45V46H164ZM180 44H181V43H180ZM188 44H189V43H188ZM191 44H192V43H191ZM199 44H200V42H199ZM199 44H198V45H199ZM226 44H227V43H226ZM260 44H261V43H260ZM47 45H48V43H47ZM55 45H56V44H55ZM55 45H54V46H55ZM69 45H70V44H69ZM75 45H76V44H75ZM75 45H73V47H74ZM80 45H82V44H80ZM80 45H78V46H80ZM93 45H94V44H93ZM93 45H92V47H93ZM97 45H98V44H97ZM97 45H96V46H97ZM145 45H146V44H145ZM167 45H169V44H167ZM171 45L173 46L174 43L171 44ZM184 45H186V44H184ZM189 45H190V44H189ZM198 45H197V46H198ZM201 45H202V44H201ZM205 45H206V44H205ZM213 45H214V44H213ZM224 45H225V43H224ZM262 45H263V44H262ZM2 46H3L4 48H2ZM14 46H15V44H14ZM25 46L28 47L29 44H25ZM50 46H52V44H51ZM54 46H52V47L54 48ZM102 46H103V45H102ZM120 46H121V44H120ZM123 46H124V45H123ZM125 46H126V44H125ZM125 46H124V47H125ZM137 46H136V47H137ZM165 46H166V45H165ZM165 46H164V47H165ZM181 46H182V45H181ZM191 46H192V45H191ZM194 46H195V48H196V45H195V44H194ZM206 46H207V45H206ZM208 46H209V45H208ZM220 46H221V44H220ZM38 47H39V46H38ZM41 47L43 48V45H42ZM45 47H46L45 49H47V46H45ZM56 47L58 48L59 46H56ZM56 47H55V48H56ZM70 47H72V46H70ZM87 47H88V46H87ZM108 47H109V45H108ZM128 47H129V45H128ZM130 47H131V45H130ZM153 47H154V46H153ZM157 47H158V46H157ZM157 47H155V48H157ZM176 47H179V46H176ZM184 47H185V46H184ZM186 47H187V46H186ZM209 47H210V46H209ZM257 47H258V46H257ZM50 48H51V47H50ZM53 48H51V49H53ZM55 48H54V49H55ZM66 48H68V44H67ZM66 48H65V49H66ZM76 48H77V46H76ZM80 48H81V47H80ZM85 48H86V47H85ZM90 48H91V47H90ZM93 48H94V47H93ZM100 48H101V47H100ZM100 48H98V49H100ZM103 48H106L105 45L103 46ZM114 48H115V47H114ZM116 48H117V47H116ZM116 48H115V49H116ZM126 48H127V47H126ZM160 48H161V47H160ZM162 48H163V47H162ZM168 48H170V47H168ZM192 48H193V47H192ZM195 48H194V49H195ZM197 48H199V47H197ZM200 48H201V46H200ZM202 48H203V47H202ZM204 48H205V47H204ZM215 48L217 49V47H215ZM215 48H214V50H215ZM222 48H224V47H222ZM227 48H228V47H227ZM248 48H249V47H248ZM4 49H7L8 51H12V50H14L13 44H11V45H7V44L5 43V40L2 41V42H0V50L4 51ZM45 49H44V50H45ZM51 49H50V51H51ZM61 49H63V46H62ZM69 49H70V48H68L67 50H69ZM108 49H109V48H108ZM108 49H106V50H108ZM124 49H125V48H124ZM127 49H129V48H127ZM130 49H131V48H130ZM157 49H158V48H157ZM173 49H175V48H172V50L169 49V51H174ZM188 49L190 50L191 48H187V50H188ZM231 49H233L232 46H231ZM35 50H37V49H35ZM47 50H48V49H47ZM80 50H82V49H80ZM80 50H79V51H80ZM86 50H88V49H86ZM90 50H91V49H90ZM92 50H93V49H92ZM119 50H120V49H119ZM131 50H132V49H131ZM133 50H134V49H133ZM143 50H145V49L143 48ZM154 50H155V49H154ZM163 50H164V49H163ZM192 50H193V49H192ZM202 50H204V49H202ZM208 50H209V49H208ZM220 50H222V49H220ZM220 50L218 51V52H220V53H222V52L224 51V50H223V51H220ZM248 50H249V49H248ZM248 50H247L246 52H249V51H250V50H249V51H248ZM38 51H39V50H38ZM50 51H49V52H50ZM59 51H60V50H59ZM93 51L95 52V50H93ZM100 51H102V50H100ZM108 51H109V50H108ZM112 51H113V50H112ZM137 51H138V50H137ZM180 51H181V49H180ZM183 51H184V50H183ZM183 51H181V52L183 53ZM239 51H240V50H239ZM256 51H257V50H256ZM263 51H264V50H263ZM49 52L47 51V53H49ZM54 52H55V53H58V55H60V52H58V51L56 52V50H55ZM82 52H83V51H82ZM88 52H89V51H88ZM90 52H91V51H90ZM96 52H97V51H96ZM110 52H111V51H110ZM115 52H116V51H115ZM123 52H125V51H123ZM158 52H159V51H157V53H158ZM161 52H162V50H161ZM161 52H160V54L163 56V54H162ZM164 52H165V51H164ZM176 52H177V51H176ZM186 52H187V51H185L183 55H185ZM201 52H204V51H201ZM207 52H208V51H207ZM207 52H206V53H207ZM209 52H212V50L209 51ZM214 52H215V51H214ZM251 52H252V50H251ZM258 52H260V51H258ZM70 53H71V52H70ZM83 53H84V52H83ZM86 53H87V52H86ZM86 53H84V55H86ZM92 53H93V52H92ZM97 53H98V52H97ZM103 53H104V50H103ZM103 53H102V55H103ZM112 53H113V52H112ZM135 53L138 55V53H137L136 51H135ZM157 53H156V54H157ZM165 53H166V52H165ZM167 53H168V51H167ZM189 53H190V52H189ZM189 53H188V54H189ZM206 53H205V54H206ZM216 53H217V52H216ZM233 53H234V52H233ZM244 53H245V52H244ZM77 54H78V53H77ZM87 54H89V53H87ZM99 54H100V53H99ZM105 54H108V52L106 53V51H105ZM116 54H118V53H116ZM136 54H135V55H136ZM176 54H177V53H176ZM178 54H180V52H178ZM192 54H193V53H192ZM198 54H199V53H198ZM198 54H197V56H198ZM213 54H214V53H213ZM224 54H225V52H224ZM238 54H239V53H238ZM238 54H236V55H238ZM249 54H250V53H249ZM249 54H248V56H249V58H250V55H249ZM43 55H44V54H43V51H41V52L39 51V56H40V58H41ZM94 55H95V54H93V56H94ZM102 55L100 54V55H97V56L100 57V56H102ZM121 55H123V54H121ZM126 55H127V54H126ZM135 55H134V56H135ZM158 55H159V54H157L156 56H158ZM172 55H174V54H172ZM172 55H171V56H172ZM194 55H195V54H194ZM201 55H202V54H201ZM203 55H204V53H203ZM203 55H202V56H203ZM209 55H211V54H209ZM222 55H223V54H222ZM227 55H228V54H227ZM242 55H243V54H242ZM246 55H247V54H246ZM77 56H78V55H77ZM150 56H151V55H150ZM156 56H155V57H156ZM159 56H160V55H159ZM178 56H180V55H178ZM181 56H182V54H181ZM181 56H180V57H181ZM218 56H219V57H218V58H219V61H218V62H220V59H221L220 57H221V56H220V55H218ZM233 56H234V54H233ZM233 56H232V57H233ZM239 56H240V55H239ZM260 56H261V54H260ZM10 57H11V54H10ZM60 57H61V56H59L58 58L60 59ZM86 57H87V56H86ZM94 57H95V56H94ZM108 57H110V55H109ZM118 57H119V56H118ZM151 57L154 58V56H151ZM174 57H176V55H175ZM190 57H191V56H190ZM206 57H207V56H206ZM232 57H231V58H232ZM243 57H244V56H243ZM243 57H242V58H243ZM245 57H246V56H245ZM254 57H256V56H254ZM254 57H252V58H254ZM262 57H263V55L261 56V58H262ZM58 58L56 57V59H58ZM91 58L94 59L93 57H91ZM101 58H102V57H101ZM116 58H117V57H116ZM116 58H115V59H116ZM127 58H129V57H127ZM132 58H133V57H132ZM153 58H152V60L154 61L155 58H154V59H153ZM157 58H158V57H157ZM162 58H163V57H162ZM165 58H167V57H165ZM176 58H177V57H176ZM182 58H184V57H182ZM182 58H181V59H182ZM192 58H193V57H192ZM198 58H199V56H198ZM209 58H210V56H209ZM218 58H217V59H218ZM246 58H247V57H246ZM249 58H248V60H249ZM263 58H264V57H263ZM263 58H262L261 60H263ZM62 59H64V57H63ZM113 59H114V57H113ZM159 59H161V56H160ZM174 59H175V58H174ZM195 59H197V58H195ZM195 59H193V61H194ZM202 59H203V57H202ZM207 59H208V57H207ZM207 59H206V60H207ZM215 59H216V58H215ZM222 59H223V58H222ZM237 59H238V58H237ZM256 59H257V58H256ZM64 60L66 61L67 59L65 58ZM64 60H62L63 63L65 62ZM99 60H100V59H99ZM99 60L97 59V61H99ZM104 60H105V59H104ZM119 60H120V59H119ZM152 60L150 59V61H151L150 63H152ZM156 60H157V59H156ZM162 60H165V59H162ZM226 60H228V59H226ZM226 60H225L224 62L227 63ZM239 60H240V59H239ZM251 60H252V59H251ZM58 61H60V60H58ZM71 61H72V59H71ZM97 61L94 60V63L96 62V63H95L96 65H97ZM101 61H102V60H100V62H101ZM105 61H106V60H105ZM114 61H115V60H114ZM148 61H149V60H148ZM169 61H170V60H169ZM184 61H185V60H184ZM186 61H187V60H186ZM195 61H196V60H195ZM195 61H194V62H195ZM198 61H199V59H198ZM202 61H204V60H202ZM202 61L200 60V62H202ZM230 61H231V60H230ZM234 61H235V60H234ZM258 61H259V60H258ZM258 61H255V63L258 62ZM74 62H75V60H74ZM78 62H79V61H78ZM91 62H92V61H91ZM118 62H119V61L116 60L115 64H116V63L118 64ZM145 62H146V61H145ZM145 62H144V63H145ZM178 62H179V61H178ZM200 62H198V63L200 64ZM206 62H207V61H206ZM222 62H223V60H222ZM222 62H221V63H222ZM231 62H233V61H231ZM239 62H240V61H239ZM246 62H248V61H246ZM246 62L244 61L243 63H246ZM253 62H254V61H253ZM253 62H251V63H253ZM75 63L77 64V62H75ZM75 63H73V64L75 65ZM86 63H87V62H86ZM94 63H93V64H94ZM119 63H120V62H119ZM156 63H157V62H156ZM162 63H165V62H162ZM168 63H169V62H168ZM168 63L166 62V64H168ZM183 63L185 64L186 62H183ZM183 63H182V65H183ZM198 63H197V64H198ZM208 63H210V62H208ZM208 63H207V64H208ZM213 63H214V62H213ZM213 63H212V64H213ZM236 63H238V62L236 61ZM248 63L250 64V61H249ZM255 63H254V64H255ZM42 64H43V63H42ZM65 64H67V66H68V63H67V62H66ZM87 64H88V63H87ZM87 64H86V66H87ZM89 64H91V63H89ZM89 64H88V67H89ZM93 64H92V65H93ZM117 64H116V66H117ZM166 64H165V65H166ZM171 64H173V63H171ZM180 64H181V63H180ZM218 64H219V63H218ZM218 64H217V65H218ZM223 64H224V63H223ZM223 64H222V65H223ZM246 64H247V63H246ZM249 64H248L247 66H249ZM129 65H130V64H129ZM149 65H150V64H149ZM153 65H154V63H153ZM155 65L157 66V64H155ZM158 65H159V64H158ZM169 65H170V64H169ZM182 65H181V66H182ZM202 65H203V64H202ZM105 66H106V65H105ZM109 66H110V65H109ZM111 66H112V65H111ZM116 66H115V67H116ZM172 66H173V65H172ZM172 66H171V67H172ZM200 66H201V65H200ZM200 66H199V67H200ZM212 66L214 67V65H212ZM215 66H216V65H215ZM225 66H226V65H225ZM238 66H239V65H238ZM240 66H241V65H240ZM247 66H246V67H247ZM252 66H254V65L252 64ZM252 66H251V67H252ZM257 66H259V65L257 64ZM257 66H254V67H257ZM72 67H73V66H72ZM72 67H71V68H72ZM99 67H100V66H99ZM122 67H123V66H122ZM144 67H145V65H144ZM146 67H147V66H146ZM150 67H151V66H150ZM159 67H160V66H159ZM159 67H158V69H160ZM161 67H162V65H161ZM163 67H164V65H163ZM179 67H180V66H179ZM179 67H178V68H179ZM190 67H191V66H190ZM205 67H206V65H205V63H204V68H205ZM207 67H208V65H207ZM207 67H206V68H207ZM228 67H229V66H228ZM228 67H227V68H228ZM254 67H252V68H254ZM259 67H260V66H259ZM67 68H68V67H67ZM79 68H80V67H79ZM91 68H93V67H91ZM91 68H90V70H91ZM110 68H112V67H110ZM113 68H114V67H113ZM136 68H137V67H136ZM165 68L167 69V65L165 66ZM165 68H164V70H165ZM168 68H169V66H168ZM187 68H188V66H187ZM196 68H197V67H196ZM196 68H194V69L198 71V68H197V69H196ZM201 68L203 69V66H202ZM201 68H199V69L202 70ZM80 69H81V68H80ZM87 69H89V68H87ZM97 69H98V68H97ZM104 69H105V68H104ZM175 69H176V68H174V69H172V70H175ZM209 69H210V68H209ZM209 69H207V70H209ZM212 69H213V68H212ZM212 69H211V70H212ZM216 69H218V68H216ZM216 69H215V70H216ZM230 69H231V68H230ZM230 69H228V70H230ZM255 69H256V68H255ZM258 69L261 70V68H258ZM68 70H69V69H68ZM71 70H72V69H71ZM82 70H83V69H82ZM105 70H107V69H105ZM109 70H110V69H109ZM146 70H147V69H146ZM153 70H154V69H153ZM153 70H152V72H153ZM155 70H156V69H155ZM155 70H154V71H155ZM161 70H162V69H160V71H161ZM169 70H170V68H169ZM178 70H179V69H178ZM183 70H186V68H184ZM188 70H189V69H188ZM200 70H199V71H200ZM215 70H214V71H215ZM223 70H224V69H223ZM228 70H227V71H228ZM231 70H232V69H231ZM231 70H230V71H231ZM240 70H241V68H240ZM256 70H257V69H256ZM99 71H100V70H99ZM147 71H149V70H147ZM147 71H143V72L145 73V72H147ZM156 71H157V70H156ZM156 71H155V74H156ZM160 71H159V72H160ZM167 71H168V70H167ZM191 71H192V70H191ZM202 71H203V70H202ZM218 71H219V70H218ZM220 71H221V70H220ZM227 71H224V72H227ZM230 71H229V73H230ZM242 71L244 72V70H242ZM247 71H248V70H247ZM247 71H246V72H247ZM71 72H72V71H71ZM71 72H70V73H71ZM96 72H97V70H96ZM100 72H101V71H100ZM136 72H137V71H136ZM138 72H139V71H138ZM150 72H151V69H150ZM159 72H158V73H159ZM163 72H164V71H163ZM173 72H174V71H173ZM175 72H176V71H175ZM178 72H179V71H177V73H178ZM181 72H182V71H181ZM185 72H186V71H185ZM195 72H196V71H195ZM212 72H213V71H212ZM212 72H211V75H212ZM216 72H217V71H216ZM246 72H245V73H246ZM249 72H251V71H249ZM261 72H262V70H261ZM109 73H110V72H109ZM161 73H162V72H161ZM179 73H180V72H179ZM196 73H198V72H196ZM205 73H206V72H205ZM207 73H208V71H207ZM247 73H248V72H247ZM251 73H252V72H251ZM257 73H258V72H257ZM262 73H264V72H262ZM93 74H94V73H93ZM95 74L97 75V73H95ZM104 74H105V73H104ZM106 74H108V73H106ZM114 74H115V73H114ZM170 74H172V73H170ZM190 74H191V73H190ZM190 74H188V75H190ZM198 74H199V73H198ZM198 74H197L196 76H199ZM208 74H209V73H208ZM208 74H205V76H204V75H202V76L206 77V75H208ZM220 74H221V72H220L219 74H217L218 77H220V76H219ZM231 74H233L232 71H231ZM241 74L244 75V73H241ZM255 74H256V73H255ZM258 74H259V73H258ZM258 74H257V75H258ZM146 75H147V74H146ZM149 75L151 76V74H149ZM158 75H161V76H162V74H158ZM166 75H167V73L164 75V77H165ZM172 75H173V74H172ZM172 75H170L169 77H171ZM176 75H177V74H176ZM176 75H175V76H176ZM192 75H193V74H192ZM211 75H210V76H211ZM217 75H216V76H217ZM251 75H252V74H251ZM262 75H263V74H262ZM262 75H258V76H262ZM108 76H109V75H108ZM137 76H138V74H137ZM140 76H141V75H140ZM150 76H149V77H150ZM155 76H157V75H153V77H155ZM167 76H168V75H167ZM173 76H174V75H173ZM173 76H172V77H173ZM175 76H174V77H175ZM177 76H178V75H177ZM177 76H176V77H177ZM210 76H207V77H210ZM216 76H215V77H216ZM224 76H225V78H226V75H224ZM244 76H245V75H244ZM142 77H143V76H141V78H142ZM144 77H145V76H144ZM144 77H143V79H146V77H145V78H144ZM164 77H163V78H164ZM174 77H173V78H174ZM180 77H181V76H180ZM204 77H203V78H204ZM222 77H223V76H222ZM229 77H230V76H229ZM122 78H123V76H122ZM126 78H127V77H126ZM139 78H140V77H138V78L136 77V80L139 79ZM151 78H152V77H151ZM151 78H148V79H146V80L148 81V80H150ZM161 78H162V77H161ZM161 78H159V79H161ZM178 78H179V77H178ZM183 78H184V79H182V77H181L180 80H185V77H183ZM199 78H200V77H198V79H199ZM203 78H201V79H203ZM223 78H224V77H223ZM225 78H224V79H225ZM232 78H233V77H232ZM262 78H264V76L261 77L260 81L263 80ZM79 79H80V78H79ZM107 79H108V78H107ZM155 79H156V78H155ZM169 79H170V78H169ZM169 79L167 78L166 80H169ZM205 79H206V78H205ZM208 79H209V78H208ZM214 79H216V78H214ZM257 79H258V78H257ZM134 80H135V79H134ZM139 80H140V79H139ZM139 80H137V81H139ZM157 80H158V78H157ZM171 80H172V79H171ZM171 80H170V81H171ZM177 80H179V79L174 80V81H175L174 83H176ZM180 80H179V81H180ZM192 80H193V78H192ZM217 80H218V78L216 79V81H217ZM219 80H220V79H219ZM227 80H228V79H227ZM229 80H230V78H229ZM234 80H235V79H234ZM234 80H233V81H234ZM248 80H249V79H248ZM251 80H253V79H251ZM251 80H250V81H251ZM50 81H51V79H50ZM64 81H65V80H64ZM89 81H90V79H89ZM124 81H125V80H124ZM147 81H145V82H147ZM170 81H169V82H170ZM194 81H196V79H195ZM220 81H221V80H220ZM222 81H225V80H222ZM250 81H246V83H247V82H250ZM256 81H259V80H256ZM260 81H259V82H260ZM149 82H150V81H148V83H149ZM151 82H152V81H151ZM161 82H162V81H160L159 83H161ZM166 82H167V81H165V83H166ZM197 82H198V81H197ZM197 82H196V83H197ZM199 82H200V81H199ZM199 82H198V83H199ZM205 82H206V80H205ZM207 82H208V80H207ZM210 82H212V81H210ZM213 82H215V81H213ZM213 82H212V83H213ZM230 82H231V81H230ZM230 82H229V83L227 82V85H229ZM262 82H264V81H262ZM90 83H91V82H90ZM123 83H125V82H123ZM131 83H132V82H131ZM136 83H137V82H136ZM143 83H144V82H143ZM189 83L191 84V82H189ZM198 83H197V84H198ZM220 83H221V82H220ZM224 83H225V82H224ZM250 83H251V82H250ZM256 83H257V82H256ZM256 83H255V84H256ZM103 84H104V83H103ZM119 84H120V83H119ZM149 84H150V83H149ZM149 84H148V85H149ZM151 84H152V83H151ZM153 84H154V81H153ZM155 84H156V83H155ZM166 84H167V83H166ZM201 84H202V83H201ZM203 84H204V83H203ZM205 84H206V83H205ZM214 84H215V83H214ZM214 84H213V85H214ZM231 84H232V83H231ZM234 84H235V82H234ZM241 84H243V83H241ZM253 84H254V83H253ZM260 84H261V83H260ZM140 85H142V84H140ZM146 85H147V84H146ZM146 85H145V86H146ZM160 85H161V84H160ZM172 85L174 86V84H172ZM175 85H177V83H176ZM187 85L189 86V84H187ZM193 85H194V83H193ZM198 85H200V84H198ZM198 85H197V86H198ZM209 85H210V83H209ZM216 85H219V83H217ZM220 85H222V84H220ZM250 85H251V84H250ZM257 85H259V84H257ZM262 85H263V84H261L260 86H262ZM87 86H88V85H87ZM113 86H114V84H113ZM119 86H120V85H119ZM143 86H144V85H143ZM143 86H142V87H143ZM151 86L153 87V85H151ZM157 86H158V83H157ZM161 86H162V85H161ZM185 86H186V85H185ZM188 86H187V88H188ZM190 86H191V85H190ZM200 86H201V85H200ZM202 86H203V85H202ZM207 86H208V84H206L205 87H207ZM210 86H211V85H210ZM210 86H208V87L210 88ZM225 86H226V85H225ZM235 86H236V85H235ZM235 86H234V87H235ZM238 86H239V85H238ZM238 86H237V87H238ZM248 86H249V84H248ZM248 86H247V89H246V90H248ZM251 86H252V85H251ZM251 86H250V87H251ZM254 86H255V85H254ZM254 86H253V87H254ZM83 87H84V86H83ZM127 87H129V86L127 85ZM131 87H132V86H131ZM149 87H150V86H149ZM149 87H148V88H149ZM159 87H160V86H159ZM176 87H177V86H176ZM191 87H192V86H191ZM221 87L224 88L223 86H221ZM231 87H232V86H231ZM231 87H230V88H231ZM234 87H232V88L235 90ZM239 87H240V86H239ZM245 87H246V86H245ZM253 87H251V88H253ZM263 87H264V86H263ZM85 88H87V87H85ZM121 88H122V87H121ZM145 88H146V87H145ZM162 88H163V87H162ZM164 88H165V87H164ZM168 88H170V87H168ZM174 88H175V86H174ZM202 88H203V87H202ZM209 88H208V89H209ZM211 88H212V86H211ZM211 88H210V89H211ZM219 88H220V87H219ZM225 88H227V87H225ZM232 88H231V89H232ZM240 88H241V87H240ZM251 88H249V89L251 90ZM260 88H261V87H260ZM3 89H4V88H3ZM82 89H83V88H82ZM166 89H167V88H166ZM166 89H164V90H166ZM185 89H186V88H185ZM194 89H195V88H194ZM194 89H193V90H194ZM197 89H198V88H196V92H197ZM199 89H200V88H199ZM227 89H229V88H227ZM242 89H243V88H242ZM257 89H259V88H257ZM153 90H154V89H153ZM159 90H160V89H159ZM168 90H169V89H168ZM178 90H179V89H178ZM182 90H183V89H182ZM186 90H187V89H186ZM193 90H189V91H192V93H193V92H194ZM204 90H205V89H204ZM214 90H216V89H214ZM214 90H212L213 92H212V91H210V92H212V93L216 92V91H214ZM217 90H218V88H217ZM234 90H233V91H234ZM246 90H245V91H246ZM261 90H262V89H261ZM79 91H80V90H79ZM81 91H82V90H81ZM84 91H85V90H84ZM140 91H142V90H140ZM150 91H152V90H150ZM154 91H155V90H154ZM160 91H161V90H160ZM172 91H173V89H172ZM172 91H171V92H172ZM187 91H188V90H187ZM206 91H207V90L204 91V92H205V96H206ZM222 91H224V90H222ZM229 91H231V90H229ZM229 91H227V90L225 89V91H224L225 93H224V92H222V93L226 94V93L228 92L226 95L229 96ZM254 91H255V90H254ZM144 92H145V91H144ZM147 92H148V91H147ZM147 92H145V93H147ZM168 92H169V91H168ZM171 92H169V93H171ZM173 92H174V91H173ZM177 92H178V91H177ZM196 92H195V93H196ZM204 92H203V93H204ZM210 92L208 91L209 94H210ZM218 92H221V91L218 90ZM218 92L215 93L216 95H214V96H217V95H218ZM237 92H238V89H237ZM237 92H235V93H237ZM246 92L248 93L249 91H246ZM261 92H262V91H261ZM263 92H264V89H263ZM90 93H91V92H90ZM130 93H132V92H130ZM150 93H151V92H150ZM159 93H160V92H159ZM162 93H163V92H162ZM183 93H184V92H183ZM190 93H191V92H190ZM190 93H189V94H190ZM197 93L199 94V92H197ZM197 93H196V94H197ZM203 93H201V95H202ZM208 93H207V94H208ZM232 93H233V92H232ZM247 93H246V94H247ZM256 93H259V92H256ZM72 94H73V93H72ZM140 94H141V93H140ZM157 94H158V93H157ZM187 94H188V93H187ZM187 94H185V95H187ZM230 94H231V93H230ZM243 94H245V93L242 92V94H240V95H243ZM262 94L264 95V93H262ZM262 94H259V96H260V95L262 96ZM109 95H110V94H109ZM148 95H149V94H148ZM158 95H159V94H158ZM162 95H163V94H162ZM162 95H161V96H162ZM181 95H183V94H181ZM185 95H183V96H185ZM191 95H194V94H191ZM191 95H189V96H191ZM199 95H200V94H199ZM199 95H197V96H199ZM219 95H220V94H219ZM222 95H223V94H222ZM233 95H235V94H233ZM248 95L250 96L249 93H248ZM251 95L253 96V94H251ZM161 96H160V97H161ZM166 96H167V95H166ZM178 96H179V93H178ZM183 96H181L180 98H182ZM187 96H188V95H187ZM189 96H188V97H189ZM209 96H210V95H209ZM211 96H212V94H211ZM245 96H246V95H245ZM245 96H244V97H245ZM256 96H257V95H256ZM259 96H257V97H259ZM60 97H61V96H60ZM140 97H141V96H140ZM143 97H144V96H143ZM153 97H154V96H153ZM157 97H158V96H157ZM162 97H163V96H162ZM162 97H161V98H162ZM173 97H174V96H173ZM185 97H186V96H185ZM203 97H204V95H203ZM206 97H207V96H206ZM229 97H233V96L231 95V96H229ZM242 97H243V96H242ZM145 98H146V97H145ZM147 98H148V97H147ZM161 98H160V99H161ZM164 98H165V97H164ZM180 98L178 99V97H177V98H173V99L175 100V102H176L177 99H178V103H179L180 101H182V100H180ZM183 98H184V97H183ZM183 98H182V99H183ZM208 98H209V97H208ZM208 98H207V99H208ZM212 98H213V97H212ZM225 98H227V97H225ZM233 98H234V97H233ZM233 98H232V99H233ZM237 98H238V97H237ZM239 98H240V96H239ZM239 98H238V99H239ZM245 98H247V97H245ZM248 98H249V97H248ZM248 98H247V99H248ZM262 98H263V97H262ZM78 99H80V98H78ZM120 99H121V98H120ZM155 99H156V96H155ZM198 99H200V98H198ZM198 99H197V100H198ZM219 99H221V98H218V100H219ZM242 99H243V98H242ZM242 99H239V100H242ZM260 99H261V98H260ZM260 99H259V101H258L259 103L262 102V101L264 100V98L262 99V101H260ZM139 100H140L139 102H141V99H139ZM144 100H145V99H144ZM162 100H166V98H165V99H162ZM167 100L169 101L170 98H169V99L167 98ZM174 100L171 101V103L174 102ZM179 100H180V101H179ZM183 100H184V99H183ZM191 100H192V99H191ZM197 100H196V101H197ZM210 100H211V99H210ZM221 100H224V98L221 99ZM229 100H231V98H230ZM229 100H228V101H229ZM254 100H255V99H254ZM90 101H91V100H90ZM128 101H130V100H128ZM133 101H134V100H133ZM151 101H152V99H151ZM184 101H185V100H184ZM202 101H205V100L203 99ZM202 101H201V102H202ZM207 101H209V99H208ZM250 101H251V100H250ZM80 102H81V101H80ZM142 102H143V101H142ZM162 102H163V101H162ZM162 102H161V104H162ZM175 102H174V103H175ZM185 102H186V101H185ZM218 102H219V101H218ZM222 102H224V101H222ZM238 102H239V101H238ZM53 103H54V102H53ZM82 103H83V102H82ZM102 103H103V102H102ZM104 103H106V102H104ZM135 103L138 104V101L135 102ZM143 103H145V101H144ZM146 103H149V102H146ZM146 103H145V104H146ZM157 103H158V102H157ZM159 103H160V102H159ZM176 103H177V102H176ZM176 103H175V105H176ZM180 103H181V102H180ZM195 103H196V102H195ZM197 103H200V102L197 101ZM204 103H205V102H204ZM211 103H212V101H211L209 104H211ZM244 103H245V102H244ZM247 103H248V102H247ZM13 104H14V103H13ZM93 104H94V103H93ZM97 104H98V103H97ZM99 104H100V102H99ZM125 104H126V103H125ZM133 104H134V103H133ZM136 104H135V106H136ZM161 104H160V105H161ZM222 104H223V103H222ZM239 104H240V102H239ZM260 104H262V103H260ZM126 105H127V104H126ZM142 105H143V104H142ZM150 105H151V104H150ZM150 105H148L149 107H147V108H150ZM152 105H153V102H152ZM160 105H159V106H160ZM213 105H214V101H213V104H212V107H211V108H213ZM215 105H216V104H215ZM217 105H218V103H217ZM227 105H228V104H227ZM227 105H226V106H227ZM231 105H232V104H231ZM231 105H228V106L230 107ZM245 105H246V104H245ZM94 106H95V105H94ZM96 106H97V105H96ZM98 106H99V105H98ZM98 106L95 107V109H96V108L98 109ZM109 106H110V105H109ZM109 106H108V107H109ZM128 106H131V105H128ZM132 106H133V105H132ZM153 106H154V105H153ZM159 106H158V107H159ZM162 106H163V105H162ZM167 106H168V105H167ZM171 106H172V105H171ZM173 106H174V105H173ZM176 106H177V105H176ZM176 106H174V107H172V108L174 109ZM185 106H186V105H185ZM193 106H194V104H193ZM197 106H198V105H197ZM224 106H225V105H224ZM228 106H227V107H228ZM246 106H247V105H246ZM248 106H249V105H248ZM261 106H262V105H261ZM84 107H85V106H84ZM103 107H104V106H103ZM139 107H141V106L139 105ZM145 107H146V106H145ZM187 107H189V106H187ZM194 107H195V106H194ZM198 107H199V106H198ZM198 107H197V108H198ZM240 107H241V106H240ZM249 107H250V106H249ZM101 108H102V107H101ZM155 108H156V106H155ZM189 108H190V107H189ZM195 108H196V107H195ZM202 108H203V107H202ZM205 108H207V107H205ZM221 108H223V107H221ZM221 108H220V109H221ZM244 108H246V107H244ZM259 108H260V107H259ZM259 108H258V109H259ZM95 109H94V110H95ZM97 109H96V110H97ZM145 109H146V108H144L143 110H145ZM162 109H164V108H162ZM162 109L160 108V110H162ZM170 109H171V108H170ZM170 109H169V111H170ZM176 109H177V108H176ZM215 109H216V108H215ZM231 109H232V108H231ZM231 109H230V112L232 113V112H233V109H232V111H231ZM240 109H241V108H240ZM260 109H261V108H260ZM92 110H93V109H92ZM96 110H95V111H96ZM98 110L100 111V108H99ZM98 110H97V111H98ZM105 110H106V109H105ZM118 110H120V108H119ZM160 110H159V111H160ZM165 110H166V109H165ZM184 110H185V109H184ZM192 110L195 111V109H191V111H192ZM213 110H214V109H213ZM217 110H218V109H217ZM246 110H247V109H246ZM246 110H245V112H246ZM44 111H45V110H44ZM127 111H128V110H127ZM152 111H153V110H152ZM152 111H151V112H152ZM159 111H158V109H157V112H159ZM189 111H190V109L188 110V112H189ZM225 111H226V110H225ZM235 111H236V109H235ZM239 111H241V110H239ZM242 111H243V113H244V110H242ZM242 111H241V113H242ZM260 111H261V110H260ZM91 112H92V111H91ZM117 112H118V111H117ZM163 112H164V111H163ZM195 112H196V111H195ZM219 112H220V111H219ZM219 112H218V113H219ZM221 112H222V111H221ZM249 112H250V111H249ZM256 112H258V111L256 110ZM94 113H95V112L93 111V114H94ZM126 113H127V112H126ZM140 113H141V112H140ZM161 113H162V112H161ZM171 113H172V112H171ZM213 113H214V112H213ZM215 113H217L216 110H215ZM215 113H214V114H215ZM225 113H226V112H225ZM43 114H44V113H43ZM43 114H42V115H43ZM87 114H88V113H87ZM97 114H98V113H97ZM100 114H101V112H100ZM114 114H115V113H114ZM119 114H121V113H119ZM162 114H163V113H162ZM166 114H167V113H166ZM188 114H191V112H189ZM201 114H202V113H201ZM206 114H207V113H206ZM219 114H220V113H219ZM228 114H230V113L228 112ZM232 114L235 115V113H232ZM236 114H237V113H236ZM255 114H256V113H255ZM116 115H117V113H116ZM116 115H115V116H116ZM142 115H143V113H142ZM156 115H157V114H156ZM160 115H161V114H160ZM164 115H165V114H164ZM164 115H163V116H164ZM194 115H195V114H194ZM221 115H222V114H221ZM225 115H226V114H225ZM225 115H222V116H225ZM250 115H251V114H250ZM100 116H102V115H100ZM115 116H114V117H115ZM136 116H137V114H136ZM176 116H177V115H176ZM228 116H229V115H228ZM248 116H249V115H248ZM42 117H44V116H42ZM88 117H89V116H88ZM90 117H91V116H90ZM98 117H99V116H98ZM98 117H97V119H98ZM114 117H113V118H114ZM116 117H117V116H116ZM153 117H154V115H153ZM166 117H167V115H166ZM166 117H165V118H166ZM173 117H175L174 114H173ZM179 117H180V116H179ZM198 117H199V116H198ZM211 117H212V116H211ZM214 117H215V115H214ZM245 117L248 118L247 116H245ZM245 117H243V118H245ZM249 117H250V116H249ZM100 118H101V117H100ZM111 118H112V117H111ZM118 118H119V117H118ZM161 118H162V117H161ZM204 118H205V117H204ZM204 118H203V119H204ZM208 118H209V117H208ZM215 118H216V117H215ZM217 118H218V120H219V118H221V117H217ZM225 118H226V117H224L223 119H225ZM233 118H234V117H232V119H233ZM236 118H237V117H236ZM236 118H235V119H236ZM39 119H42V118L40 117ZM43 119H44V118H43ZM108 119H109V118H108ZM108 119H107V120H108ZM119 119H120V118H119ZM174 119H177V118L175 117ZM203 119H202V120H203ZM211 119H212V118H211ZM211 119H210V120H211ZM226 119H227V118H226ZM235 119H234V120H235ZM116 120H118V119H115V121H116ZM130 120H131V118H130ZM160 120H162V119H160ZM186 120H187V118H186ZM186 120H185V121H186ZM188 120H189V119H188ZM210 120H209V124L211 123ZM240 120H241V119H240ZM243 120H244V119H243ZM243 120H242L241 122H243ZM247 120H248V119H247ZM249 120L252 121L253 119H250V118H249ZM249 120H248V121H249ZM256 120H257V118H256ZM145 121H146V120H145ZM145 121H144V122H145ZM215 121H216V120H215ZM221 121H224V122H225V120H222V119H221ZM226 121H227V120H226ZM259 121H260V120H259ZM261 121H262V119H261ZM106 122H108V121H106ZM111 122H113V119H112ZM140 122H142V121H140ZM167 122H168V121H167ZM170 122H171V121H170ZM178 122H179V121H178ZM206 122H207V121H206ZM244 122H245V121H244ZM244 122H243V123H244ZM102 123H103V122H102ZM108 123H109V122H108ZM113 123H114V122H113ZM113 123H111V125H112ZM212 123H214V122H212ZM218 123H219V122H218ZM221 123H222V122H221ZM221 123H219V124H221ZM261 123H263V122H261ZM98 124H99V123H98ZM104 124H105V123H104ZM141 124H142V123H141ZM227 124H228V123H227ZM233 124H234V123H233ZM254 124H255V123H254ZM99 125H101V123H100ZM107 125H110V124H107ZM113 125H115V124H113ZM224 125H226V124H224ZM224 125H223V126H224ZM261 125H263V124H261ZM144 126H145V125H144ZM217 126H218V125H217ZM235 126H236V124H235ZM255 126H256V125H255ZM96 127H97V126H96ZM104 127H105V126H104ZM118 127H119V126H118ZM164 127H165V126H164ZM220 127H221V126H220ZM231 127H232V125H231ZM238 127H239V126H238ZM241 127H245V126L243 125V126H241ZM261 127H262V126H261ZM97 128H98V127H97ZM99 128H100V127H99ZM102 128H103V127H102ZM165 128H166V127H165ZM207 128H208V127H207ZM211 128H213V127H211ZM225 128H227V127L225 126V127H224V130H226ZM232 128H233V127H232ZM257 128H258V127H257ZM100 129H101V128H100ZM104 129H106V127H105ZM119 129H121V128L119 127ZM214 129H215V127H214ZM214 129H213V130H214ZM216 129H217V128H216ZM239 129H240V128H239ZM248 129H249V128H248ZM263 129H264V128H263ZM12 130H13V128H12ZM161 130H163V128H162ZM164 130H165V129H164ZM164 130H163V131H164ZM188 130H189V129H188ZM196 130H197V129H196ZM205 130H206V129H205ZM213 130H212L211 132H214V131H215V130H214V131H213ZM229 130H231V129H229ZM241 130H242V128H241ZM246 130H247V129H246ZM250 130H251V128H250ZM99 131H100V130H99ZM102 131H105V130H102ZM115 131H116V130H115ZM157 131H158V130H157ZM191 131H192V130H191ZM191 131H190V132H191ZM235 131H236V130H235ZM242 131H243V132L240 131V133L243 134V133H244V130H242ZM262 131H263V130H262ZM105 132H106V131H105ZM161 132H162V131H161ZM161 132L159 133L160 136H161ZM180 132H181V131H180ZM188 132H189V131H188ZM227 132H229V131L227 130ZM233 132H234V131H233ZM249 132H252V131H249ZM254 132H255V131H254ZM103 133H104V132H102V134H103ZM106 133H107V132H106ZM109 133H110V132H109ZM119 133H121V132H119ZM119 133H118V134H119ZM139 133H140V132H139ZM144 133H145V132H144ZM230 133H231V132H230ZM230 133L227 134V135H231V134H232V133H231V134H230ZM237 133H239V131H238ZM246 133H247V132H246ZM262 133H264V132H262ZM121 134H122V133H121ZM140 134H141V133H140ZM171 134H172V133H171ZM179 134H180V133H179ZM181 134H182V133H181ZM207 134H209V133H207ZM214 134H215V133H214ZM216 134H217V132H216ZM220 134H221V133H220ZM233 134H235V132H234ZM233 134H232V135H233ZM251 134H252V133H251ZM41 135H42V134H41ZM91 135L93 136V134H91ZM98 135H99V134H98ZM103 135H104V134H103ZM105 135H106V134H105ZM108 135H110V134H107V136H108ZM111 135H112V134H111ZM144 135H145V134H144ZM189 135H190V134H189ZM191 135H192V134H191ZM211 135H212V133H211ZM236 135H238V134H236ZM236 135H235V136H236ZM244 135H245V134H244ZM255 135H256V134H255ZM92 136H89V137H92ZM96 136H97V134H96ZM100 136H101V134H100ZM107 136H106V137H107ZM119 136H120V135H119ZM130 136H131V135H130ZM145 136H146V135H145ZM181 136H182V135H181ZM217 136H219V135H217ZM224 136H225V135H224ZM246 136H248V135H246ZM250 136H251V135H250ZM252 136H253V135H252ZM256 136L259 137V135H256ZM94 137H95V136H94ZM101 137H102V136H101ZM137 137H139V136H137ZM161 137H163V136H161ZM164 137H165V136H164ZM168 137H169V136H168ZM195 137H196V135H195ZM215 137H216V136H215ZM215 137H214V138H215ZM220 137H221V136H220ZM222 137H223V135H222ZM226 137H227V136H225V138H226ZM238 137H242V136L240 135V136H238ZM248 137H249V136H248ZM92 138H93V137H92ZM96 138H97V137H96ZM111 138H112V137H111ZM158 138H159V137H158ZM169 138H170V137H169ZM223 138H224V137H223ZM231 138H232V137H231ZM36 139H37V138H36ZM98 139H99V138H98ZM234 139H235V138H234ZM236 139H237V137H236ZM239 139H240V138H239ZM241 139H242V138H241ZM244 139H245V138H244ZM244 139H243V140H244ZM59 140H60V139H59ZM88 140H89V139H88ZM93 140H95V138H93ZM120 140H121V139H120ZM157 140H158V139H157ZM159 140L161 141V139H159ZM210 140H212V138H211ZM225 140H226V139H225ZM225 140H224V141H225ZM251 140H252V138H251ZM251 140H250V142H251ZM259 140H261V139L259 138ZM91 141H92V139H91ZM95 141H96V140H95ZM95 141H94V143L97 144V141H96V142H95ZM117 141H119V140H117ZM142 141H143V140H142ZM182 141H184V139H183ZM214 141H215V140H214ZM221 141H222V140H221ZM248 141H249V140H248ZM248 141H247V142H248ZM252 141H253V140H252ZM88 142H89V141H88ZM92 142H93V141H92ZM92 142H90V143L93 144ZM120 142H121V141H120ZM120 142H118V143H120ZM123 142H124V141H123ZM164 142H165V141H164ZM185 142H186V141H185ZM205 142H206V141H205ZM256 142H257V141H256ZM259 142H260V141H259ZM78 143H79V142H78ZM143 143H144V141H143ZM98 144H99V143H98ZM115 144H116V143H115ZM115 144H113V145H115ZM145 144H146V143H145ZM145 144H144V145H145ZM153 144H154V143H153ZM202 144H203V143H202ZM205 144H206V143H205ZM209 144H210V143H209ZM256 144H258V142H257ZM260 144H261V143H260ZM262 144H263V141H262ZM89 145H90V144H89ZM144 145H143V147H144ZM146 145H147V144H146ZM146 145H145V146H146ZM151 145H152V144H151ZM206 145H207V144H206ZM229 145H230V144H229ZM2 146H3V145H2ZM91 146H92V145H91ZM108 146H110V145H108ZM123 146H124V145H123ZM131 146H132V145H131ZM136 146H137V145H136ZM152 146H153V145H152ZM188 146H189V145H188ZM224 146H226V145H223V143H222V147H223L222 150H224ZM245 146H246V145H245ZM113 147H114V146H113ZM132 147H133V146H132ZM143 147H142V148H143ZM163 147H164V145H163ZM253 147H254V146H253ZM102 148H103V147H102ZM102 148H101V149H102ZM118 148H119V147H118ZM127 148H128V147H127ZM142 148H141V149H142ZM144 148H145V147H144ZM144 148H143V149H144ZM146 148H147V146H146ZM246 148H247V147H246ZM40 149H41V148H40ZM110 149H113V148L111 147ZM114 149H116V148L114 147ZM114 149H113V150H114ZM129 149H130V148H129ZM213 149H214V148H213ZM236 149H237V148H236ZM243 149H244V148H243ZM88 150H90V149H88ZM104 150H105V149H104ZM123 150H125L124 147H123ZM162 150H163V149H162ZM237 150H238V149H237ZM30 151H31V149L29 150L28 155L30 154ZM109 151H110V150H109ZM133 151H134V150H133ZM147 151H148V150H147ZM232 151H233V150H232ZM249 151H250V150H249ZM89 152H90V151H89ZM105 152H106V151H105ZM121 152H122V151H121ZM140 152H141V151H140ZM150 152H151V151H150ZM222 152H223V151H222ZM79 153H80V152H79ZM107 153H108V150H107ZM125 153H126V152H125ZM132 153H133V152H132ZM153 153H154V150H153ZM159 153H160V152H159ZM231 153H232V152H231ZM239 153H241V151H240ZM97 154H98V151H97ZM108 154H109V153H108ZM120 154H121V153H120ZM150 154H152V153H150ZM191 154H192V153H191ZM124 155H125V154H124ZM134 155H135V153H134ZM136 155H138V154H136ZM147 155H149V154H147ZM152 155H154V154H152ZM161 155H162V154H161ZM235 155H236V154H235ZM98 156H99V155H98ZM100 156H101V155H100ZM117 156H118V155H117ZM154 156H155V155H154ZM154 156H150V159L153 157V158H152V161L154 160ZM247 156H250V155H247ZM118 157H119V156H118ZM123 157H124V156H123ZM126 157H127V156H126ZM155 157H156V156H155ZM251 157H252V156H251ZM11 158H12V157H11ZM97 158H98V157H97ZM116 158H117V157H116ZM121 158H122V157H121ZM133 158H134V160H135L136 157H135V156H134V157L132 156V159H133ZM139 158H140V157H139ZM162 158H164V157H162ZM209 158H210V156H209ZM230 158H231V157H230ZM247 158H248V157H247ZM95 159H96V158H94V161H95ZM101 159H103V158H101ZM119 159H120V158H119ZM119 159L117 158V161H120ZM130 159H131V158H130ZM147 159H149V158H147ZM178 159H179V158H178ZM252 159H253V158H251V160H252ZM258 159H259V158H258ZM72 160H73V159H72ZM126 160H128V159H126ZM126 160H125V161H126ZM244 160H245V159H244ZM114 161H115V160H114ZM122 161H124V158H123ZM132 161H133V160H132ZM135 161H136V160H135ZM142 161H143V160H142ZM148 161H149V160H148ZM154 161H155V160H154ZM179 161H182V159L179 160ZM254 161H255V160H254ZM74 162H75V161H74ZM24 163H25V162H24ZM88 163H89V162H88ZM120 163H121V161H120ZM125 163H126V162H125ZM132 163H133V162H132ZM234 163H235V162H234ZM245 163H246V162H245ZM58 164H59V163H58ZM85 164H86V162H85ZM114 164H115V163H114ZM116 164H117V162H116ZM214 164H216V161H215ZM249 164H250V163H249ZM251 164H252V163H251ZM256 164H257V163H256ZM158 165H160V164H158ZM158 165H157V166H158ZM162 165H163V164H162ZM162 165H161V166H162ZM164 165H165V164H164ZM164 165H163V166H164ZM166 165H167V164H166ZM166 165H165V167H166ZM245 165H246V164H245ZM252 165H253V164H252ZM113 166H114V165H113ZM116 166H117V165H116ZM119 166H120V165H119ZM157 166H156V164H155V167H154V168H156ZM228 166H229V165H228ZM239 166H240V164H239ZM243 166H244V165H243ZM36 167H38V165H36ZM98 167H99V165H98ZM101 167H102V166H101ZM105 167H107V166L105 165ZM122 167H123V166H122ZM180 167H181V166H180ZM38 168H39V167H38ZM38 168H37V169H38ZM110 168H111V166H110ZM115 168H116V167H115ZM149 168H150V167H149ZM202 168H203V167H202ZM239 168H240V167H239ZM239 168H238V169H239ZM63 169H64V168H63ZM116 169H117V168H116ZM129 169H130V167H129ZM179 169H180V168H179ZM218 169H219V168H218ZM230 169H231V168H230ZM235 169H236V168L234 167V169H232V170H235ZM106 170H107V169H106ZM106 170H105V171H106ZM131 170H132V169H131ZM147 170H148V169H147ZM170 170H171V169H170ZM220 170H222V169H220ZM73 171H74V169H73ZM76 171H77V170H76ZM105 171H103V172H105ZM107 171H108V170H107ZM109 171H110V170H109ZM227 171H228V170H227ZM235 171H236V170H235ZM110 172H112V171H110ZM180 172H181V171H180ZM228 172L230 173V170H229ZM257 172H258V170H257ZM89 173H90V172H89ZM105 173H106V172H105ZM140 173H141V172H140ZM143 173H145V172H143ZM240 173H241V172H239V174H240ZM245 173H246V172H245ZM258 173H259V172H258ZM258 173H257V174H258ZM108 174H109V173H108ZM114 174H115V173H114ZM189 174H190V173H189ZM191 174H192V173H191ZM236 174H237V173H236ZM87 175H88V172H87ZM110 175H112V174H110ZM200 175H201V174H200ZM251 175L253 176L254 173L251 174ZM251 175H248V176H251ZM260 175H261V174H260ZM262 175H263V174H262ZM22 176L24 177V175H22ZM37 176H38V175H37ZM166 176H167V175H166ZM198 176H199V175H198ZM252 176H251V177H252ZM254 176H256V175H254ZM254 176H253V178L255 179ZM121 177H122V175H121ZM141 177H142V176H141ZM152 177H154V176H152ZM174 177H175V176H174ZM216 177H218V175H216ZM80 178H81V177H80ZM145 178H146V177H145ZM150 178H151V177H150ZM155 178L158 179V177H155ZM160 178H161V177H160ZM101 179H102V178H101ZM107 179H108V178H107ZM112 179H113V178H112ZM112 179H111V180H112ZM117 179H118V178H117ZM132 179H133V178H132ZM164 179H165V178H164ZM203 179H204V177H203ZM228 179H229V180H232V179H230V178H228ZM234 179H236V177H235ZM241 179H242V178H241ZM127 180H128V179H127ZM165 180H166V179H165ZM226 180H227V179H226ZM237 180H238V179H237ZM250 180H251V179H250ZM250 180H249V181H250ZM252 180H253V179H252ZM257 180H258V179H256V181H257ZM158 181H159V180H158ZM161 181H162V180H161ZM184 181H185V180H184ZM222 181H223V180H221V182H222ZM227 181H228V180H227ZM242 181H244V179H243ZM249 181H247V182L245 181L246 184L249 183ZM263 181H264V180H263ZM114 182H115V181H114ZM155 182H156V181H155ZM235 182H236V181H235ZM237 182H239V181H237ZM251 182H252V181H251ZM146 183H147V182H146ZM183 183H184V182H183ZM194 183H195V182H194ZM213 183H214V182H213ZM223 183H225V182H223ZM228 183H229V182H228ZM228 183H226V184L228 185ZM262 183H263V182H262ZM44 184H45V183H44ZM56 184H57V182H56ZM105 184H106V183H105ZM116 184H117V183H116ZM116 184H115V185H116ZM196 184H197V183H196ZM226 184H225V185H226ZM231 184H232V183H231ZM246 184H243V186H244V185L246 186ZM48 185H50V184H48ZM103 185H104V184H103ZM149 185H150V184H149ZM232 185H233V186H236V185H238V184H236V185L232 184ZM10 186H11V185H10ZM45 186H46V184H45ZM51 186H53V184H52ZM116 186H117V185H116ZM154 186H155V185H154ZM181 186H182V185H181ZM193 186H194V185H193ZM238 186H241V184L238 185ZM114 187H115V186H114ZM131 187H132V186H131ZM247 187L250 188L249 185H248ZM247 187H246V188L243 187V188L247 190ZM109 188H110V187H109ZM167 188H168V187H167ZM200 188H201V187H200ZM228 188H229V187H228ZM243 188H242V189H243ZM263 188H264V187H263ZM1 189H2V188H1ZM117 189H118V188H117ZM158 189H159V188H158ZM160 189H161V188H160ZM168 189H169V188H168ZM232 189H234V188H232ZM237 189H238V188H237ZM244 189H243V190H244ZM2 190H3V189H2ZM63 190H64V189H63ZM72 190H73V189H72ZM222 190H223V189H222ZM165 191H167V190H165ZM182 191H186V190H182ZM193 191H194V189H193ZM231 191H232V190H231ZM231 191H230V192H231ZM133 192H134V191H133ZM154 192H155V191H154ZM159 192H160V191H159ZM171 192H172V191H171ZM235 192H236V191H235ZM240 193L243 194V192H240ZM240 193H239V194H240ZM66 194H67V193H66ZM66 194H65V195H66ZM115 194H116V193H115ZM156 194H157V193H156ZM184 194H185V193H184ZM184 194H183V195H184ZM199 194H200V193H199ZM248 194H249V193H248ZM139 195H141V194H139ZM158 195H159V194H158ZM185 195H186V194H185ZM196 195H197V194H196ZM237 195H238V194H237ZM244 195H245V196L247 195L246 192H245ZM86 196H87V195H86ZM188 196H189V195H188ZM193 196H194V195H193ZM218 196H219V195H218ZM235 196H236V195H235ZM248 196H250V195H247V197H248ZM131 197H132V196H131ZM148 197H149V196H148ZM184 197H185V196H183V199H184ZM196 197H197V196H196ZM228 197H229V196H228ZM247 197H246V198H247ZM128 198H129V197H128ZM186 198H187V196H186ZM188 198H189V197H188ZM217 198H218V197H217ZM232 198H233V197H232ZM240 198H241V196H240ZM172 199H174V197H173ZM183 199H182V200H183ZM197 199H198V198H197ZM206 199H207V198H206ZM209 199H210V198H209ZM212 199H214V198L212 197ZM242 199H243V198H242ZM259 199H260V198H259ZM117 200H118V199H117ZM126 200H127V199H126ZM157 200H158V199H157ZM184 200H185V199H184ZM188 200H190V199H188ZM188 200H187V202H189ZM214 200H215V199H214ZM232 200H233V199H231V200H229V201H232ZM124 201H125V200H124ZM193 201H194V198H193ZM13 202H14V201H13ZM118 202H119V201H118ZM168 202H169V201H168ZM233 202L235 203V201H233ZM240 202H241V201H240ZM119 203H120V202H119ZM122 203H123V202H122ZM147 203H148V202H147ZM179 203H180V202H179ZM183 203H184V202H183ZM191 203H193V202H191ZM195 203H196V202H195ZM224 203H225V201H224ZM226 203H227V202H226ZM34 204H35V203H34ZM120 204H121V203H120ZM123 204H124V203H123ZM171 204H172V203H171V201H170V205H171ZM188 204H189V203H188ZM188 204H187V205H188ZM230 204H231V203H230ZM232 204H233V203H232ZM237 204H238V203H237ZM237 204L235 203V205H237ZM244 204H245V203H244ZM10 205H11V204H10ZM92 205H93V204H92ZM170 205H169V208L171 207ZM192 205H193V204H192ZM194 205L196 206L197 204H194ZM205 205H206V204H205ZM224 205H225V204H224ZM226 205H227V204H226ZM61 206H62V205H61ZM119 206H120V205H119ZM119 206H118V207H119ZM189 206L191 207V205H189ZM221 206H222V205H221ZM238 206H239V204H238ZM246 206H247V205H246ZM246 206H245V207H246ZM19 207H20V206H19ZM21 207H22V206H21ZM159 207H160V206H159ZM159 207H158V208H159ZM180 207H181V206H180ZM229 207H230V205H229ZM233 207H234V206H233ZM235 207H236V206H235ZM242 207H243V206H242ZM17 208H18V207H17ZM92 208H94V207H92ZM133 208H134V207H133ZM193 208H197V206H196V207L193 206ZM223 208H224V207H223ZM240 208H241V207H240ZM20 209H22V208H20ZM134 209H135V208H134ZM170 209H171V208H170ZM172 209H173V208H172ZM187 209H189V208H187ZM191 209H192V208H191ZM245 209H246V208H245ZM22 210H23V209H22ZM26 210H28V209H26ZM122 210H124V208H123ZM160 210H161V209H160ZM168 210H169V209H168ZM206 210H207V209H206ZM226 210H227V209H226ZM246 210H247V209H246ZM130 211H131V210H130ZM156 211H158V210H156ZM164 211H165V210H164ZM209 211H210V210H209ZM219 211H220V210H219ZM230 211L232 212V210H230ZM125 212H127V210H125ZM131 212H132V211H131ZM135 212H136V211H135ZM135 212H133V213H135ZM173 212H174V210L172 211V213H173ZM200 212H201V211H200ZM212 212H213V211H212ZM163 213H164V212H163ZM174 213H175V212H174ZM198 213H199V212H198ZM198 213H197V214H198ZM254 213H255V212H254ZM140 214H141V212H140ZM184 214H185V213H184ZM190 214H191V213H190ZM197 214H196V215H197ZM221 214H222V213H221ZM236 214H237V213H236ZM250 214H251V213H250ZM122 215H123V213H122ZM126 215H127V214H126ZM141 215H142V214H141ZM158 215H159V214H158ZM175 215H176V214H175ZM201 215H203V214L201 213ZM240 215H241V214H240ZM255 215H256V214H255ZM261 215H262V214H260V216H261ZM1 216H2V215H1ZM173 216H174V215H173ZM199 216H200V213H199ZM206 216H207V215H206ZM213 216H214V215H213ZM238 216H239V215H238ZM260 216H259V217H260ZM8 217H9V216H8ZM144 217H145V216H144ZM147 217H149V216H147ZM162 217H163V216H162ZM178 217H180V215H179ZM259 217H258V218H259ZM151 218H152V217H151ZM156 218H157V217H156ZM171 218H172V217H171ZM237 218H238V217H237ZM147 219H148V218H147ZM147 219H145V220H147ZM195 219H196V218H195ZM227 219H228V218H227ZM141 220H142V219H141ZM143 220H144V219H143ZM145 220H144V221H145ZM153 220H154V219H153ZM155 220H156V219H155ZM159 220H160V219H159ZM243 220H244V219H243ZM262 220H263V219H262ZM157 221H158V220H157ZM175 221H176V220H175ZM178 221H179V220H178ZM191 221H192V219H191ZM139 222H140V220H139ZM149 222H153V221H149ZM149 222H148V223H149ZM168 222H169V221H168ZM238 222H239V221H238ZM248 222H249V221H248ZM7 223H8V222H7ZM157 223H158V222H157ZM166 223H167V222H166ZM260 223H263V222H261V220H260ZM14 224H15V223H14ZM18 224H19V223H18ZM119 224H120V223H119ZM144 224H145V223H144ZM144 224L142 223V225H144ZM175 224H176V223H175ZM21 225H22V224H21ZM148 225H149V224H148ZM258 225H259V224H258ZM189 226H190V224H189ZM191 226H192V224H191ZM194 226H195V225H194ZM155 227H156V226H155ZM166 227H167V226H166ZM168 227H169V226H168ZM147 228H149V227H146V229H147ZM170 228H171V227H170ZM252 228H253V227H252ZM7 229H8V228H7ZM14 229H16L15 226H14ZM18 229H19V228H18ZM253 229H254V228H253ZM8 230H9V229H8ZM243 230H244V229H243ZM4 232H6L5 229H4ZM193 232H194V231H193ZM208 232H209V231H208ZM6 233H8V232H6ZM112 233H113V232H112ZM113 234H115V233H113ZM199 235H200V233H199ZM251 235H252V234H251ZM251 235H250V236H251ZM4 236H5V235H4ZM191 236H192V235H191ZM243 237H245V236H243ZM182 238H183V237H182ZM185 238H186V237H185ZM170 239H171V238H170ZM206 239H207V238H206ZM237 239H238V238H237ZM218 240H219V239H218ZM225 240H226V239H225ZM168 241H169V240H167V242H168ZM205 241H207V240H205ZM205 241H204V242H205ZM233 241H234V240H233ZM262 241H263V240H262ZM7 242H8V241H7ZM7 242H6V243H7ZM12 242H14V241H12ZM161 242H162V241H161ZM14 243H15V242H14ZM14 243H13V244H14ZM210 243H211V242H210ZM242 243H243V242H242ZM9 244H11V243H9ZM110 245H111V244H110ZM204 245H205V244H204ZM240 245H241V244H240ZM191 246H192V244H191ZM191 246H190V247H191ZM206 246H208V244H207ZM3 247H5L4 244H3ZM7 247H8V245H7ZM119 247H120V246H119ZM194 247H195V246H194ZM208 247H209V246H208ZM29 248H30V247H29ZM191 248H193V247H191ZM199 248H200V247H199ZM203 248H205V246H204ZM240 248H241V247H240ZM180 249H181V248H180ZM206 249H207V248H206ZM4 250H5V249H4ZM47 250H48V249H47ZM204 250H205V249H204ZM204 250H203V251H204ZM194 252H195V250H194ZM9 253H10V252H9ZM89 253H90V252H89ZM213 253H214V252H213ZM215 253H216V252H215ZM112 254H113V253H112ZM14 255H15V254H14ZM23 255H24V254H23ZM113 255H114V254H113ZM20 256H22V255L20 254ZM11 257H12V256H11ZM14 257H15V256H14ZM35 259H36V258H35ZM31 261H32V260H31ZM61 262H62V261H61ZM62 263H63V262H62ZM119 263H120V262H119ZM64 264H65V263H64Z\"/></svg>", "mask_w": 264, "mask_h": 264}]
</instances>
